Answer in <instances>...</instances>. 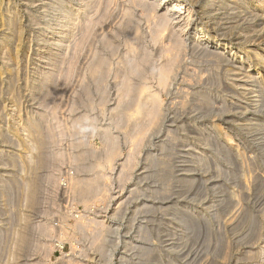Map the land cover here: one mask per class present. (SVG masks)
I'll list each match as a JSON object with an SVG mask.
<instances>
[{
	"label": "rangeland",
	"instance_id": "rangeland-1",
	"mask_svg": "<svg viewBox=\"0 0 264 264\" xmlns=\"http://www.w3.org/2000/svg\"><path fill=\"white\" fill-rule=\"evenodd\" d=\"M61 1H63V4H64V1L66 3L71 2V0H67V1L61 0ZM61 1L56 0V1H54L53 5L54 6L55 5H62ZM97 1H99V0H92V1L90 0L89 6H91V7L88 8L89 11L87 10L86 12H87V14L89 13L91 15V17H93V18H91L92 20H94L95 18L102 17L101 19H99L100 22L97 19H95L94 21L90 20L91 22L87 21L88 23L85 20H84L85 23H83L84 21L81 22V24L83 23L81 26H84V27L87 24H89V22H90V24H89L90 28H88V29L90 31L92 30L93 32L87 33V32H89V30H87V32L85 33L84 32L85 29H82V31L81 30L79 31L80 27L76 26L77 28L76 27L73 28L75 30V33H73L74 32L73 29L71 31L68 30V24L63 25V27L59 30V31H61V30L65 31L67 38L74 39V40H72V41H74L73 42L74 44L71 43L70 46L73 45V47H75V44H79L78 42L83 41L84 45L81 44L82 43L81 42L80 43L81 46L80 45L76 46V48H77L76 51H80V52H76L77 54H75L74 50L76 48L71 47V49L73 50V53H74V54H71L72 51H71L70 47H68V46L57 49L55 54H54V58L56 60L54 59L53 62L59 61L60 63H63V64L59 65L60 64L59 62H57V63L55 62V64L52 62V64L50 65V69L46 70L45 73H42V74H44V75H42L43 78L41 76L39 78L40 81L39 80L36 81L35 84L37 86L35 84L33 85V87L35 89L33 88V92H32V91H29L28 87H25V86H27L25 83L26 82V80H25L26 73L25 72L28 71L29 69H31L33 63L37 62V60L40 58V54L43 51L44 46L46 45V42H40L39 31L42 30V28L45 26L48 28H51L53 26V24H54L53 22L55 20L56 13L53 11H52L53 13L51 11H49V10H51V5H49L47 3L48 2L50 3V0H7V3H6V0L5 1L0 0V7L2 6V8H0V13L2 11H6L7 9L9 10V8H10L14 12V14L17 15L18 18H20V20L18 19L19 20L18 22H19V25L23 29V33H24L23 34V44L25 43L24 45H22V50L20 51L19 72L14 73V75H10L6 71L3 72V74H2V72H0V75H2L0 77L4 78L3 81L0 78V85H1V87H0V91H1L0 92V136H1L0 137V155H1L0 156V174H1L0 175V190L1 189L3 191H5V189L7 190L6 192H3L2 190L0 192V232H1L0 233V238H1L0 239V264H7V263L9 264L10 263L9 261L14 260V259L17 260L19 262V264H52V260H53V257L55 255V252H54L55 247H56L55 243H57V242H61V243L65 244V252H70L67 256H73L72 258L75 260V262L77 264H131L132 262H133L132 264H136V263H138V264H256V263H254V261L257 262V264H261V263L264 264V256H263L264 255V214H263L264 213V174H263L264 173V133L262 130V127H264V117H263L264 116V112H263L264 106L261 105V103L259 106L254 105V101L257 99L256 96L259 95V89H258L259 84H257L258 82H253V80L247 76L246 70L249 69V66H250L249 64H251V63H249L248 59H244V61L241 62L240 65L234 64L235 66L236 65L238 66V67L236 66V68H239L241 66V69H237L236 71L234 69L233 73L234 74L238 73V74L233 75V74H230L231 72L227 73L228 70L226 69V68H231V66L233 67L232 64H231V66L228 65L229 66L228 67V66H226L227 63H222V62L217 63L216 61H214V59L212 57H206L205 56V58H204V57H201V55H202L201 53L196 54L197 52L194 51L193 53L190 52V53H192V57H194V59L192 58L193 61H189L186 64V67L185 66H183L182 68L176 67V69L174 70L175 72L173 75L175 76V74L177 72L176 70L179 69L178 73L175 76V80H174V77L171 75L173 72L170 71L171 74H168V76L166 78L170 79L171 81H166L167 79L165 81H163V80H161L162 79L161 74L162 73L164 74V72L162 70V66L164 67V65L166 64L165 61L167 62V57H164L165 51L164 50L161 51L162 48L160 47V43L158 44V42L159 41H162V42L167 41V40H163L164 39L163 36L165 35V37H166L165 39H168L170 37V30H169V28H168V31H167V29H165V31L161 32L162 35H163V33H165V34L163 36H159L161 38H159V37L155 38L154 34L156 33V31L160 30V28L158 27L159 23H160V20H159L160 15H158L159 18L156 16L158 18L157 19L153 14H155L156 12L159 14V13H161V11H164V9L162 10V8L165 6L164 5L165 3H163L162 6H159L158 10H156L151 5H148V7H147V2L149 4H152L153 2L154 3L156 2L155 0L154 1L153 0H148V1L146 0L147 2L142 1V2H140L141 6L137 5V4H140L138 2V0H136V2H134V0H131V1L130 0H114V1L112 0L113 1L112 3H110L111 0L110 1L108 0V2H107V0H105V1L100 0L99 1L100 3H98V4H97ZM101 1H102V3H101ZM150 1H153V2L150 3ZM103 2H105V3H103ZM132 2H134V4ZM38 3H39V5H38ZM106 3H108L109 6ZM91 4H93V5H91ZM100 4H102L103 7ZM12 5H14V6H12ZM98 5L101 7H99ZM104 5H106L105 8H104ZM113 5H115V6H113ZM142 5L145 6L144 9L141 8V7H143ZM207 5H208V3H207ZM96 6H98L99 8H97ZM137 6H139L140 8ZM247 6L248 5L245 4V7L243 8L244 10H241L243 12L242 13L240 12V16L236 17V20H235V18H233V20H235L237 22L243 21V22H241L240 25L238 23L239 28H234L231 31L233 33H230L229 30H227L226 33H223L222 31H219L217 29L218 27L216 26L217 27L216 28L213 25L212 21H210V19L208 18L207 12L210 11L211 8L209 9L207 7L205 9H203V8H199V5H195L194 6L195 8L193 7V11H192L194 14L192 13V17H191L194 20H192V19L190 20L191 24L189 25V27L188 26L186 27V31H193L192 28H194V25H195L194 23L199 21L201 23L200 25L203 26L204 29L212 30V27H214L215 30H217L219 33L225 34V35H222V37L224 36V38H230L229 40H231L234 43L236 42L234 45L242 44L246 40L243 38V34H242L243 32L241 31V28H244L245 26H247V21H248L247 20V18H248L247 13L249 11V7H247ZM151 7L153 9V12L150 11ZM246 7L248 8V10ZM93 8H95V9H93ZM90 9H92V10L90 11ZM103 9L106 10V12ZM194 9L197 11H195ZM97 10H99V14H98ZM125 10L129 11L130 14L128 12H126ZM145 10L149 11V12H146ZM93 11H96L97 13H94V14L90 13ZM103 11H104V13L107 14V15L105 14L106 17L101 16ZM123 12H125V14ZM204 13H206V14H204ZM53 14H55V15H53ZM87 14H85V16H87ZM131 14L134 18H130V16H128ZM146 14L149 15L148 18L145 17V16H147ZM90 15H88V16H90ZM93 15H95V16L97 15V16L94 17ZM124 15L126 18L124 17ZM243 15H247V17L245 18V16H243ZM174 16H176V15H174ZM107 17H108V19H107ZM198 17H199V19H198ZM221 17L223 18L220 21L222 26L224 24H225V26H227L228 23H226V22H235L232 20V18H230L231 16H229V17L226 16V18H225V16L221 15ZM129 18L131 19V21L129 20L130 24H132L133 21H135L133 23L134 24L136 23V24L130 25L129 22L127 21V19H129ZM155 18L157 19V21L158 20L159 21L156 22ZM238 18H239V20H237ZM73 19L75 20L76 18L73 17ZM89 19H90V17H88L86 20H89ZM133 19H135V20H133ZM48 20H49V22H48ZM74 20H71V23H74L75 22ZM176 20L178 21L179 19L176 18L175 21ZM206 20H208L209 23L206 22ZM244 20H245V22H244ZM123 21H125V22H123ZM139 21H141V22H139ZM180 21L182 22L184 20H180ZM95 22H97L98 24H101V25H98L96 23L97 27H98L97 28L95 26L96 25ZM150 22H151V24H150ZM153 22H156L157 24L153 23ZM258 22H260V21L257 20V23ZM204 23H205V25H204ZM91 24H92V26H95V28L91 27ZM152 24H153V29H154L153 32L150 31ZM207 24L208 25L210 24L211 26L210 25L207 26ZM235 24H237V23L235 22ZM47 25H50L51 27L47 26ZM65 26L67 29L65 28ZM131 26H133V28L138 27L137 28L138 30L136 31ZM101 27H102V29H101ZM129 27H131L132 30L129 29ZM148 27L150 28V30ZM154 27H156V28H154ZM1 28H4V27L1 25V22H0V30H1ZM155 29H157V30L155 31ZM236 29H237V32H236ZM37 30H39V31H37ZM66 30L70 31V32H67ZM134 30L137 33H134L135 32ZM238 30L240 31V33ZM127 31H129L130 33H133V34H130ZM160 31H162V30H160ZM228 31H229V33H227ZM27 32H28V34H27ZM150 32L152 33L153 37H152ZM82 33L84 36L79 35ZM104 33H106V35L108 37L106 35L104 36ZM91 34H92V36L94 35L93 38H91V36H90ZM135 34L138 36H136ZM238 34H240V35H238ZM219 35H221V34H219ZM78 36L79 37L82 36V37L79 38ZM86 36H89L90 38L84 40V38ZM101 36L102 37L104 36V37L102 38ZM141 36H142V38H141ZM167 36H169V37L167 38ZM60 37L57 38L56 41H58V40L60 41L61 39H63L62 36H60ZM150 37L152 39H150ZM258 37L257 38H255V37L249 38V40L247 41L246 44L250 45L251 46L250 48H257V46H260L262 49V47H264V43L262 42L263 37H259V39H258ZM26 38H27V40H26ZM81 38H82V40H81ZM107 38H109V39L107 40ZM131 38H132V40H131ZM89 39H92V40L90 41ZM101 39H104L106 42H102ZM158 39H160V40L158 41ZM240 39H242V40H240ZM260 39H262V41ZM77 40H78V42H77ZM109 40H111V41H109ZM86 41L88 44H86ZM107 41L110 44H112V47ZM155 41H158V42H156L154 44ZM26 42L29 45H27ZM162 42H161V45H164L162 47L165 48V44ZM260 42H262V43H260ZM113 44L116 45L115 48H114ZM0 45H1V41H0ZM109 46H110V48H109ZM136 46H137V48H135ZM81 47L83 48L82 51H81ZM78 48H80V49H78ZM139 48H140V51H139ZM145 48H147V49H145ZM37 49H39V50H37ZM66 51L68 53L70 51V55L68 53H66ZM132 51H134V52L136 51L137 53L136 52L134 53ZM159 51L161 52L160 54H162L161 56L158 54ZM189 51H190V49H189ZM130 53H132V54H130ZM138 53L141 55H139ZM62 54H64L65 56H66V54H68V55H67V57L64 58V56L61 57ZM79 54H81L82 56ZM96 54H98L99 57ZM129 54L131 56H128ZM137 54L139 55V57ZM195 54L197 56H195ZM71 55H76V56L72 57ZM69 56H71L73 59L74 58H77V59L72 60V58L71 57L69 58ZM143 56H145V57H143ZM188 56H190V55H188ZM252 56H253V58L255 57L254 54ZM103 57H106V58H104L105 60H103V61H106L107 63L104 62V64H103V62L100 61V59L101 58L103 59ZM1 58H0V60H1L0 62H2L4 60V58H2V59ZM62 58H64V59L62 60ZM67 58H69V59H67ZM130 58H132V60ZM133 58H135V60H134L135 63L137 62V64H135L134 66L137 65L136 67H138V70L139 71L142 70L138 74L137 73L132 74L133 65L130 62L133 61ZM196 58L199 59V61H195ZM202 58H204V59H202ZM57 59H60V60H57ZM66 59L69 61H66ZM107 59H109V60L107 61ZM146 59H148V60H146ZM192 59L189 57V60H192ZM210 59L212 61H210ZM93 60L94 61L96 60V61L93 62ZM98 60L100 61V63H99L100 65L95 64V63L99 62ZM206 60H207V62H205ZM74 61H76V62H74ZM150 61H152V62H150ZM213 61L216 63H210ZM69 62L70 63L71 62L77 63V66L75 64H73V65L67 64ZM108 62H110V63H108ZM150 63H152V64H150ZM159 64H161V65H159ZM188 64L195 66V67L192 66L193 69H195V70L201 68L200 70H198L201 73L199 74V72H196V71H195L196 72L195 73L193 71V69H188L190 72V73H188L187 69H186V68H188V66H187ZM213 64L215 65V67L218 66V68H220V69L215 68L213 66ZM222 64L224 67L222 66ZM21 65H22V68H21ZM101 65H103V66L100 67ZM124 65H125V68L123 67ZM89 66H90V68H89ZM97 66L100 69L105 70L104 73L106 74V76H104L102 78V75H104V73H102L103 71L100 69L99 70L101 73L99 72V70L97 71ZM196 66H198V67H196ZM23 67L25 69H23ZM51 67H53V68H51ZM55 67H58V68H55ZM63 67H65V68L69 67L70 69L66 68V70H64ZM110 67H112V68L110 69ZM141 67L144 69V71ZM72 68L73 69L75 68V70H76V71L74 70L75 73H74ZM93 68H96V70ZM122 68L124 70H120ZM129 68H131V69H129ZM189 68H191V67L189 66ZM21 69H22V71L20 72ZM87 69H89L90 71ZM159 69L162 70V72H159L160 71ZM182 69H186V71L185 70L182 71ZM203 69L205 72H208V73L203 72ZM242 69H243V71H242ZM128 70H130L131 72ZM66 71L68 72V75L70 72L71 74H73V76H71V74H70L69 75L70 78H69ZM150 71H152V72H150ZM115 72H117L116 74H119V73L120 74L119 75L115 74L116 77H114ZM124 72H125V74H124ZM183 72H186V73H183ZM191 72L194 75H191ZM262 72H264V71H262ZM64 73H65V75H64ZM98 73L101 75H99ZM121 73H123L122 76H121ZM126 73L127 74L129 73V76L131 78H129V76ZM181 73H183V74H181ZM214 73H216V74H214ZM94 74L96 76H93ZM219 74H220L219 77L216 76ZM243 74H244V76H243ZM98 75L101 77H99ZM183 75H185V76H183ZM198 75H201V76H198ZM204 75H205V77H204ZM54 76H56V77H54ZM97 76L99 77V79H97L98 78ZM117 76H118V78H117ZM169 76H172L171 77L172 79ZM193 76H195L196 78ZM7 77H9V78H7ZM12 77H13V79H12ZM15 77L18 78V80L21 79L23 81H21V80L18 81L17 79H16L17 80L16 81ZM60 77L65 79V80L62 81V79ZM93 77H95V78H93ZM121 77L126 78V79L122 80ZM146 77H147V80H146ZM181 77L182 78L184 77L185 80L182 79ZM186 77L189 79H186ZM201 77H203V78H201ZM216 77H218V78L216 79ZM233 77L235 80L233 79ZM237 77L238 78L240 77L239 80L243 79V78H245V80L243 79V81L242 80L239 81ZM256 77H258V75ZM106 78H108V79H106ZM219 78H220V80H219ZM228 78H230V79H228ZM8 79L12 82H10ZM127 79L129 81V83H130L131 79L132 80L134 79V82L131 81L132 83H134V84H132L134 86H132L133 87V93L131 94L130 97L127 96V98H126V96L123 95L124 93L121 94V92H123L122 91L123 90L122 84L125 83L127 81ZM135 79L138 81H136ZM139 79H141V81ZM155 79H157V80H155ZM195 79H198V80H195ZM14 80L16 83L12 84L14 82ZM24 80H25V82H24ZM97 80H100L99 82H101V83H99ZM124 80H125V82L120 83ZM159 80L163 81L162 82L163 84ZM186 80H188V81L190 80V81L188 82ZM201 80H202V83L204 82L203 85L201 83ZM4 81H6V82H4ZM206 81H207V83H206ZM215 81H217V82H215ZM218 81H219V83H218ZM247 81L249 84H247ZM18 82H20V85ZM58 82H60V84L64 83V84H62L64 86L61 87V85ZM135 82H138V83H135ZM164 82H168V83L170 82L171 84L170 83H169V85L164 84ZM190 82L191 83L197 82L198 85H197V83L191 84ZM212 82H215V84H212ZM233 82H235V83H233ZM239 82L242 83V85L244 84V86H241V85L239 86V84H237ZM251 82H252V84H250ZM7 83L10 84V87H9V85H7ZM102 83L104 85H102ZM228 83H229V86H228ZM11 84L13 86H11ZM50 84L52 85V87ZM57 84H59V87ZM142 84L145 85V88H144V85H143V87L140 86ZM253 84H255V85H253ZM120 85H121V87H120ZM138 85L141 88L140 90H137V88L139 89ZM165 85L168 87H166ZM185 85L189 88V90ZM233 85H234V87H233ZM53 86H55V88ZM199 86H201V87L199 88ZM238 86H239V88H238ZM11 87L14 89H12ZM102 87L105 88L104 91H103ZM115 87H117V88H115ZM135 87H137V88H135ZM206 87H207V90L205 89ZM235 87H237L236 89H238V90H236ZM240 87L241 88L244 87V89H241ZM17 88H18V90H17ZM166 88H167V90H166ZM59 89L61 90V92ZM84 89L85 90L87 89V90L84 91ZM161 89H163V90H161ZM246 89H248V90L244 91ZM116 90H118V91L116 92ZM135 90H137V91H135ZM156 90H157V92H156ZM184 90H186V91H184ZM57 91L59 92V94ZM105 91H106V93H105ZM150 91L153 94L156 93L155 94L156 96L160 95L159 97L162 98V100H163L162 105H163L164 110L166 111V112H164L166 115H165V117L162 121V124L160 126L162 129L160 130V128H157L156 130H154V129L150 128L151 129L150 131L155 132V133L154 134L152 133V135H151V132H148L147 135H145L146 137H144L143 134L141 135L137 131H135L138 129H135V127L133 128L132 123H127L128 125L130 124L132 126V128H131V126L130 125L128 126L126 124V122L127 121L131 122V119L134 118V116H131V114L133 115L135 113V111L133 109L135 108V110H136V108H137V104H136L137 102L135 101L136 99L140 100L143 95H146V96L149 95L148 96L149 98L147 99L146 96H143L146 98L142 97L141 100L146 99L145 101H151L152 100L151 96H153L152 98H154L155 95H153ZM187 91H189V92L187 93ZM197 91H198V93H197ZM200 91H202L204 93V94L202 93L201 99H200V101L205 102V103L203 102V104L199 100H196V96L199 94ZM216 91H218V92H216ZM256 91H257V93H256ZM136 92L137 93L139 92V95L135 94ZM183 92H184V94H183ZM242 92H244V93H242ZM60 93H61V96H60ZM142 93H148V94H142ZM185 93H187V94H185ZM17 94H18L19 99L17 97ZM133 94H135V96H133ZM13 95H15V96H13ZM85 95L86 96L88 95V97H90V98L85 97ZM119 95L125 96V100L123 99V96L121 97L123 99L122 100ZM185 95H189V96H186L187 98H185ZM253 95H255V96H253ZM102 96L104 97L103 100H102ZM132 96H133V98H132ZM135 97H138V98H135ZM239 97H241L240 98L241 100L238 99ZM242 97H243V99H242ZM131 98L134 99L133 101H135V102H132ZM183 98L188 99V102H187V100L185 101ZM189 98H190V100H189ZM250 98H252V99H250ZM110 99H111V101H110ZM126 99H128V100H126ZM182 99L184 101H182ZM15 100H17V101H15ZM90 100L91 101L93 100V101L91 102ZM98 100L100 101V103L98 102V106H97ZM104 101H106V102H104ZM124 101H125V103H124ZM178 101H182L183 103L178 102ZM196 101H197V103H196ZM207 101H209L210 103H207ZM20 102H21V104H20ZM101 102H103L102 105H101ZM185 102H187L186 105H185ZM82 103H84V105H82ZM262 103H263V100H262ZM92 104H94V105H92ZM128 104H130V105H128ZM206 104L207 105L209 104V107H211L213 104L214 106H212V107L216 108L214 113L212 112L213 114H217L216 116L214 115L215 118L212 116V113H208V115H207V113H205L206 112L205 110H207V108H208L206 106ZM12 105H13V107H12ZM90 105L92 106V108L90 107ZM182 105L183 106L185 105V106L183 107ZM226 105H227V107H226ZM1 106H3V107H1ZM74 106H76V107H74ZM222 106H225L227 111H229V112H224V114L223 113L220 114L221 112H219V109H221ZM260 106H262V108ZM116 107L119 110L124 107L123 109H125L126 111L124 110V113H121V115H120V112L116 110ZM165 107H166V109H165ZM228 107H230L231 109H229ZM178 108H179V111H178ZM254 108L256 109V111ZM258 109L261 112H259ZM181 110H183V111H181ZM120 111H122V109ZM177 111H178V113H175ZM109 112H111L110 113L111 115L109 114ZM118 112H119V114H117ZM113 113H116L115 114L116 116L113 115ZM127 113H130V115H128ZM225 113H227V114H225ZM124 114H127V115H125V117L131 116L132 118L127 117L128 119H125V117H122ZM219 115H222V117ZM88 116H89L90 120L88 121V123H87L88 125H87L85 121H86V118L89 119ZM108 117L109 118L113 117V118L110 120V119H108ZM114 117H116L117 119H119V117H122V118H120L121 122L119 120L117 121L116 118H114ZM32 118H33L34 122L37 121V119L39 120L36 123V125H38V122H39V126H36L35 123L32 122ZM84 118H85V120H84ZM122 119L126 120V122L124 123V121ZM115 120L117 123H115ZM73 121H75V122H73ZM73 123H75V124H73ZM79 123H81V124H79ZM113 123H115V125L117 124L116 126H119V125H122V126H119L120 128L119 127L117 128V127H115V125ZM253 123H255L254 124L255 126L253 125ZM41 124H43L42 127H41ZM82 124H85L86 127H85V125H82ZM251 124H252V126H250ZM33 125L35 128L33 127ZM76 126H78V127H76ZM104 127H105V129H104ZM13 128L18 129L19 131H17L16 129H13ZM32 128L34 129L35 132L32 131L33 130ZM36 128L39 129L40 132L42 131V133H40ZM47 128H49L50 130ZM171 128H172V130H171ZM51 129L53 131H51ZM83 129H84V131H83ZM122 129L124 132L122 131ZM129 129L130 130L133 129V131L131 130L132 132L131 131L128 132ZM13 130L15 132H13ZM27 130H29V131H27ZM158 130H159V132H157ZM175 130H176V132H175ZM30 131L35 137H37V135H35V134H40V135L43 134V135H41L43 137V139H45L44 140L45 146L43 148V151L45 152L44 153L45 156L48 157V158L47 157L45 158V160L48 162L45 163V165L43 167L39 166L37 168V170H39V171L36 170V173H35L36 177H37V181H39V182H37V185L41 186V187L38 186L39 189H37V191L40 190L39 194L37 192V197H38L37 199H40V200H37L39 202H38V204L36 203L37 204V205H35L36 207H30V206H28V204L26 202H23V201H25V198H23V196L25 197V194H23V193H25V189H23V187L24 188L26 187L25 185L27 182V178L29 180V176H31L30 174H32L31 172L33 171V170L29 169L28 165L26 168L25 164L26 163L28 164V161H26V160H30L31 156L34 157V158L32 157V159H35L36 157L34 156V154L36 155L38 153L37 152L38 150L34 146L33 147L28 146V145H34L35 143L33 142V139L36 140V138L34 136H32V134L30 133ZM160 131H161V133H160ZM50 132H51V134L52 133L53 134L51 135ZM109 132H110V134H109ZM133 132H134V135H132ZM173 132H175V133H173ZM25 133H27V134H25ZM112 133L114 135H116L115 137H117V139L114 137L109 138V137H112L111 136ZM170 133H171V135H170ZM58 135H60V137ZM123 135L126 136V138ZM206 135L207 136L209 135V136L207 137ZM134 136H136V137H134ZM171 136L173 138H176V140H171V138H172ZM55 137H58L59 139L55 138ZM204 137H207V138H204ZM50 138H52V139H50ZM105 138L110 139V142H109L110 144H111L112 140H114V139H115V141L118 140L119 141L118 144L120 145V147H119V145L117 144V141H116L117 146H116L115 151L118 150L119 156L115 152L114 155L116 157L113 156L114 159H113V157L111 158L110 162L113 161L111 164H109V162H107L108 161L107 153L110 150L108 147H110V146L107 147L109 150L107 148H105L107 145H110V144L107 143L108 141L106 142L107 144L105 143V141H106ZM138 138L139 139L141 138V139L138 141L137 140ZM83 139H84V141H83ZM145 139H146V141H145ZM195 139L196 140L198 139V141H196ZM257 139H259V140H257ZM51 140H53L54 142ZM125 140H127V141L124 142ZM149 140H150V142H149ZM142 141H143V143H142ZM192 141L195 143H193ZM14 142L17 144H15ZM30 142H33L34 144H32ZM134 143H140V144L134 145ZM163 143L167 144L168 148L171 147L170 149H172V150L169 149V150H167V152L166 151L164 152L163 149H162L163 151L160 150L159 147H161L162 146L161 144H163ZM170 143H172V144H170ZM193 144L195 145V147ZM21 145H22V147H19ZM26 145H27V147H26ZM46 145H47V147H46ZM132 145H134V147H133L134 149L136 148L135 150L132 148ZM73 147H75L76 149ZM25 148H26V150H25ZM45 148H46V150H48L47 151L48 153H46ZM83 149H85V150H83ZM131 149L134 150L133 153H132L133 150L131 151ZM25 151L29 154H27ZM28 151H30V152H28ZM82 151H86V152L88 151V154L86 152H82ZM128 151H131V152L129 153ZM138 151L140 152L139 154H138ZM92 152H93V154H92ZM166 153L169 154L170 156L167 155ZM30 154H33V155H30ZM63 154H65V155H63ZM66 154H67V156H66ZM82 154L86 155L87 157L89 156V157L87 158L86 156H84V158H86L87 160L83 158L82 161H77L78 158H76V157L80 156ZM126 154H128V155H126ZM150 154H154V156H157L156 157V158H158L157 164H159V163L164 164V166L160 165V167H159L160 173L156 172V171H158V168L157 167L155 168L154 171L158 174H156V173L152 174L151 169L153 168V166H151V169L149 168V166H148V168H144V166L146 164L148 165L149 161H147V160H149L148 158H149ZM26 155H30V157L28 156V159L24 160V158L27 157ZM99 155L101 157L98 158ZM17 156H19L21 159ZM22 156H23V159H22ZM50 156L53 159L50 158ZM61 156H62V158H61ZM129 156L132 160L131 162L132 163L134 162V164H132L130 161L128 162V160H130ZM132 156L135 159H132ZM205 156L208 157V160H207V157H205ZM146 157H148V158H146ZM8 158H10L11 162ZM63 159H64V161H63ZM74 159H75V162H77V163L74 162ZM197 159L198 160L200 159L199 165L195 162ZM22 160L24 162L25 161L26 162L25 163L21 162ZM90 160H91V162H90ZM95 160H98V163L95 162ZM83 161H84V163H83ZM78 162H81L83 165L85 164V167L87 165L88 166L92 165V162L99 164V166L92 165L96 168L95 171H94V168L92 170H88V168H86L87 170L86 169L82 170L81 168H85V167H83L82 164L78 163ZM88 162H90L91 164ZM13 163H14V165H13ZM23 163H24V165H23ZM48 163H51V164H48ZM95 163H93V164H95ZM102 163H103V165H102ZM128 163H131V165ZM167 163H168L169 167H166ZM9 164H11V165H9ZM244 164H246V165H244ZM101 165H102V167H101ZM121 165L122 166L124 165V166L122 167ZM79 166H80V168H79ZM52 167H54V168H52ZM75 167H76V169H74ZM98 167H101V168H98ZM133 167H134V169H133ZM141 167L144 168L143 171L147 172V173L145 172V175H143V174L141 175L143 177H139V173L142 171ZM204 167L206 168V170ZM110 168H112L113 170ZM162 168H163V170H161ZM20 169H21V171H20ZM25 169H27L28 173L25 172ZM41 169H42V171H41ZM80 169H81V171H80ZM98 169L100 170L99 171L100 173L103 172V173H105V175L108 174L107 176L109 178L106 176L107 178L102 183V185H104V187H105V189L102 188L103 189L102 191L104 193L100 191V193H98V194L96 193L95 195H92V199L90 196L89 198L91 200H94V201L87 199L86 202H89L88 204L92 205V206H88V205H85L87 203L81 202L82 199L77 194H74V195L72 194L75 192L73 191V189L71 187L70 179L72 176H74V177L80 176L81 178H84L87 175V177H88L89 176L88 173L90 174L91 171L92 172L94 171L93 173L95 174L98 171ZM78 170L80 173L77 172ZM138 170H139V172L137 173ZM17 171H18V173H17ZM82 171H84V172H82ZM87 171H89V172H87ZM128 171H130L129 176H128ZM24 172L26 174H24ZM41 172H42V174H41ZM120 172H122V174ZM27 174H29V175H27ZM151 174H152V176H150ZM47 175L56 176V181H53V180H55V179H53V176H47ZM159 175L162 177H160ZM145 176L146 177L149 176V178L148 177L146 178ZM18 177H20V178H18ZM25 177H27V178H25ZM50 177L52 180L50 179ZM167 177H169V178H167ZM140 178H143V179H140ZM206 178H208V179H206ZM5 179H7V180H5ZM162 179L163 180L167 179V181L163 182ZM159 180H161V181H159ZM121 181H123V183ZM21 182L22 183L24 182L25 185L22 184ZM161 182L164 184H162ZM168 182H170V183H168ZM10 183H12V184H10ZM167 184H169V186ZM11 185H13V186H11ZM165 185L167 186L168 193H165V194H167L166 196L163 193V195H164L163 196V195H161V193H162V190L166 187ZM52 186H54V187H52ZM134 186H136L137 188ZM153 186H154V188H153ZM132 188L133 189L136 188V189L133 190ZM159 188H160V190H159ZM138 189L139 190L141 189V190L139 191ZM130 190H132V191H130ZM19 191L21 192V194ZM142 191H145V192L143 193ZM156 191L160 192L159 194H157L159 196L153 195V194H156ZM2 192H3V194H2ZM50 192H53V193H50ZM139 192H141V193H139ZM105 193H107L108 196H106L107 194H105ZM133 193H138V194H133ZM147 194H149L150 196ZM151 195H153L155 197L153 198V196H151ZM93 196H94V198H93ZM156 196H157V198H156ZM162 196H163V198H162ZM4 197H5V199H7V197H8L6 202H5V200L3 202V200H2ZM102 198L105 200V202ZM129 198H135V199H129ZM124 199H126V200L124 201ZM128 199H129V201H128ZM199 200H201V201H199ZM101 201H102V203H100ZM83 202H85V201H83ZM138 205L140 206V208H138L139 207ZM150 205H152L153 208L155 207L154 209L152 208V210L150 209L151 211L149 210ZM173 206L174 207L177 206V208L180 209V215H179V213H176V214H178L179 216L183 215L186 219L185 221H187V222L189 221L188 223L186 222L188 225L186 223L179 222L177 220L178 223H176L175 225L172 224L173 225L172 228H168V226L166 227V224L168 225V221H170L172 219L175 221V219L178 217V215H176V214L174 215L173 213H171L172 212L171 208ZM28 208H30V209H28ZM48 208H50V210ZM102 208H106V209H102ZM73 209H79L81 211L82 215L79 218L75 217L71 212ZM146 210H149V211H146ZM96 211H98L99 213L98 212L96 213ZM142 211H145V212H142ZM12 212H15V213H12ZM20 212L22 214L24 213L26 215L22 217V214ZM47 212H48V214H47ZM135 213H137V214H135ZM20 214H21V216H20ZM27 214H28V216H27ZM190 214H191V216H190ZM262 214H263V216H262ZM192 215L193 216L196 215V216L193 217ZM26 216L30 219H27ZM9 217L13 218V219L10 220ZM92 218L93 219L97 218V220L101 221V222L104 221L102 223H105V225L107 224V226L109 227L108 228L107 226H105L107 229L104 230L105 227H103V229L101 231V234H105V235H103L104 238H103V236L101 237L100 234L98 235V232L96 234L95 231H97V229L94 228L96 223L94 224L92 222L93 224L91 223V225L88 227L89 229L83 228L84 231L82 230V228H80V225H78V222L79 223H81V222H84V223L88 222L89 223V220H92ZM26 219H27V221H25ZM43 221H45V222H43ZM27 223H28V226H27ZM24 224H25V226H24ZM16 225H17V227H16ZM42 226H46L52 232L49 231L47 234L45 233L46 234L45 235L43 233V230H42L43 227ZM76 226H79V227H76ZM139 226L143 227V228H140ZM185 226L187 228H185V230H184ZM21 227H22V229H21ZM23 227L25 229H23ZM26 227H28L27 229L30 231H28L26 229ZM34 227L37 229H34ZM51 227H53V230ZM30 228H32V229H30ZM75 228L76 229L80 228V230L79 229L76 230ZM147 228H148V230H147ZM18 229L19 230L21 229V230L18 231ZM39 229H41V230H39ZM2 230H4V231H2ZM16 230H17V234L14 235L13 233H16ZM90 230H91V232H90ZM19 232H23L27 236L26 242L24 244L25 246H21V247L18 246V245H20V243L18 242ZM138 232H139V234H138ZM148 232H149V234H148ZM26 233H28L29 235ZM83 234H85V235H83ZM86 234H87V236H86ZM147 234H148V236H145ZM168 234H170V235H168ZM96 235L98 237L100 236L99 237L100 239ZM45 236H47V237H45ZM94 237H96V238H94ZM255 238H257V239H255ZM98 239L101 240V242L100 241L96 242ZM9 240H11V242ZM95 243H97L98 246ZM15 244L16 245L18 244L17 245L18 247H16ZM100 244H102L103 249H105V248L106 249L103 250L101 248ZM9 245H11L10 246L11 248H9ZM12 245H13V247H12ZM26 246H28V247H26ZM96 246H97V248H96ZM20 248H22V249L20 250ZM135 248H137V249H135ZM258 248H260V249H258ZM13 249H16V254L18 253L17 255H15L16 257L14 256L15 253L13 254ZM256 250H258V251H256ZM106 251H108V252H106ZM14 252H15V250H14ZM136 252H137V254H136ZM145 252H149L148 254L152 255L153 257L150 256L151 258H149V255L147 253L145 254ZM247 252H249L248 253L249 255H247ZM21 254H22V256H21ZM142 254H143V256H142ZM257 254H259V255H257ZM12 255L14 256V258ZM18 255H19V259H18ZM252 255H253V257H252ZM255 255L258 257H256ZM144 256H146V257H144ZM248 256H249V258H248ZM107 257H109V258H107ZM124 258H125V260H124ZM138 260H140V261H138Z\"/></svg>",
	"mask_w": 264,
	"mask_h": 264
},
{
	"label": "bare ground",
	"instance_id": "bare-ground-1",
	"mask_svg": "<svg viewBox=\"0 0 264 264\" xmlns=\"http://www.w3.org/2000/svg\"><path fill=\"white\" fill-rule=\"evenodd\" d=\"M5 1V0H4ZM54 1H56V0H50V3L48 2L47 4H49V5H51V10H49V11H53V12H55L56 13V15L55 14H53V15H55V20H54V24H53V26L51 27L50 25H47V26H50L51 28H48V27H43L42 28V30H37V31H39V39H40V42H46V45L44 46V49H43V51L41 52V54H40V58L37 60V62H34L33 63V65H32V67H31V69H29L28 71H26L25 73H26V75H25V80H26V82H25V80H24V82L26 83V85L27 86H25V87H28L29 88V91H32L33 92V85L36 83V81L37 80H39V78L42 76V75H44V74H42V73H45V71L46 70H48V69H50V65L52 64V62H53V60L55 59L54 58V54H55V52H56V50L57 49H59V48H63V47H66V46H68V47H70V49H71V47L72 48H76V46H78V45H80V43L81 44H83V41H80V42H78V40H77V42L79 43V44H75V47H73V45L72 46H70L71 45V43H73L74 41H72V40H74V39H71V38H67V36H66V34H65V31H63V30H61V31H59L62 27H63V25H66V24H68V30H72L73 28H75L76 26H78V27H80L79 28V31L81 30L82 31V29H85L84 30V32L86 33L87 32V30H89L88 28H90V20H92L91 18H93V17H91V15L88 13L87 14V10H88V8H90L91 6H89L90 5V0H71V2H68V3H66L65 1H64V4H63V1H61V3H62V5H53V3H54ZM67 1V0H66ZM92 1V0H91ZM100 1V0H99ZM99 1H97V4L98 3H100ZM102 1H105V0H102ZM102 1H101V3H102ZM110 1V0H109ZM114 1V0H113ZM112 0L110 1V3H112L113 2ZM131 1V0H130ZM142 1H146V0H138V2L140 3V2H142ZM148 1V0H147ZM146 1V2H147ZM154 1V0H153ZM153 1H150V3L151 2H153ZM156 2L154 3H152V4H149L148 2H147V7H148V5H151V6H153L156 10H158V7L159 6H162V4L163 3H165L164 5V7L162 8V10L164 9V11H161V13H155V14H153L155 17L157 16L158 17V15H160V23H159V28H160V30H162V31H156L157 29H155V31H156V33L154 34L155 35V38H157V37H159V36H163L165 33H163V35L161 34V32H163V31H165V29H167V31H168V28H169V30H170V37L169 36H167V38L168 39H165L166 37H165V35L163 36V40H167V41H159L160 39H158V41H155L154 42V44L156 43V42H158V44L160 43V47L162 48L161 49V51H165V56L164 57H167V62L165 61V65H164V67L162 66V70H163V72H164V74L162 73H160L161 75V77H162V79L161 80H163V81H165L167 78V76H168V74H171L170 73V71L171 72H173L171 75L174 77V80H175V76H176V74L178 73V71H179V69H177L176 71V74H175V76L173 75L174 74V70L176 69V67L177 68H182L183 66H185L186 67V64L189 62V61H193V59H194V57H192V53L195 51V52H197L196 54H202L201 55V57H204L205 58V56L206 57H212L213 59H214V61H216L217 63H220V62H222V63H227L226 64V66H231V64L233 65V67L231 66V68H226L227 70H228V72L227 73H230V74H233V75H235V74H238V73H233V71H234V69H235V71L237 70V69H241V66L239 67V68H236V66L234 65V64H238V65H240L241 64V62H243L244 61V59H248V61H249V63H251V64H249L250 66H249V69L248 70H246L245 68V70H246V72H247V76L249 77V78H251L252 80H253V82H258L257 84H259L258 85V89H259V95L258 96H256V100L254 101V105L255 106H259L260 105V103H261V105H263L264 106V72H262V71H264V47H262V49H261V47L260 46H257V48H250L251 46L250 45H248V44H246L247 43V41L249 40V38H252V37H255V38H257L259 35V37H263V41H262V39H260L263 43H264V0H155ZM3 2V1H2ZM1 2V3H2ZM11 2V1H10ZM59 2V1H58ZM107 2H108V0H107ZM134 2H136V0H134ZM134 2H132L133 4H134ZM6 3H7V0H6ZM57 3V2H56ZM103 3H105V2H103ZM129 3V2H128ZM144 3V2H143ZM207 3H208V5H207ZM12 4V3H11ZM107 5H108V3H106ZM245 4H247L248 6L247 7H249V11H248V18H247V26H245L244 28H241V31L243 32L242 34H243V38L244 39H246L242 44H239V45H234L235 43L234 42H232L231 40H229L230 38H224V36L222 37V35H225V34H222V33H219L217 30H215V28L214 27H212V30H207V29H204V27L203 26H201L200 24V22L198 23V22H196V23H194L195 25H194V28H192L193 29V31H186V27L188 26L189 27V25L191 24L190 23V20L192 19L191 17H192V11H193V7L195 6V5H199V8H203V9H205V8H211L210 9V11H208L207 12V14H208V18L210 19V21H212V23H213V25L219 30V31H222L223 33H226V31L227 30H229L230 31V33H233V32H231L234 28H239L238 27V23H239V25L241 24V22H243V21H241V22H237V21H235L236 20V17H239L240 16V12L242 13L243 11H241V10H244L243 8L245 7ZM38 5H39V3H38ZM48 5V6H49ZM91 5H93V4H91ZM95 5V4H94ZM101 6H102V4H100ZM119 5V4H118ZM136 5V4H135ZM137 5H140L141 6V3L140 4H137ZM11 6V5H10ZM12 6H14V5H12ZM99 6V5H98ZM96 6L97 8H99V7H101V6ZM105 6L106 5H104V8H105ZM109 6V5H108ZM113 6H115V5H113ZM143 6V5H142ZM5 7V6H4ZM9 7V6H8ZM46 7V6H45ZM44 7V8H45ZM103 7V6H102ZM137 7H139V6H137ZM144 7L145 6H143V7H141L142 9H144ZM146 7V8H147ZM246 7V8H247ZM0 8H2V6L0 7ZM96 8V9H97ZM136 8V7H135ZM140 8V7H139ZM145 8V9H146ZM150 8V7H149ZM195 8V7H194ZM245 8V9H246ZM16 9V8H15ZM93 9H95V8H93ZM127 9V8H126ZM141 9V10H142ZM154 9V10H155ZM14 10V9H13ZM17 10V9H16ZM92 9H90V11H91ZM104 10V9H103ZM148 10V9H147ZM155 10V11H156ZM195 10V9H194ZM202 10V9H201ZM247 10H248V8H247ZM89 11V10H88ZM98 11V14H99V10H97ZM105 12H106V10H104ZM104 11L102 12V14H101V16H105L106 17V13H104ZM126 11V10H125ZM135 11V10H134ZM144 11V10H143ZM146 11V10H145ZM150 11L151 12H153V9H152V7H151V9H150ZM195 11H197V10H195ZM52 12V13H53ZM126 12H128L129 14H130V12L129 11H126ZM146 12H149V11H146ZM159 12V11H158ZM90 13H97L96 11H93V12H90ZM124 14H125V12H123ZM127 13V14H128ZM143 13V12H142ZM199 13V12H198ZM51 14V13H50ZM85 14H87V16L88 15H90V16H88V17H90V19L89 20H86L88 17L87 16H85ZM106 14V15H105ZM140 14V13H139ZM194 14V13H193ZM200 14V13H199ZM198 14V15H199ZM204 14H206V13H204ZM244 14V13H243ZM52 15V16H53ZM142 15V14H141ZM145 15V14H144ZM147 16H145L146 18H148V14H146ZM174 15H176V16H174ZM202 15V14H201ZM221 15L222 16H225V18H226V16H231L230 18H232V20H233V18H235V20H233V21H235L237 24H235V22H226V23H228V25L227 26H225V24L222 26L221 25V19H223L222 17H221ZM242 15V14H241ZM48 16V15H47ZM50 16V15H49ZM94 17H96L95 15H93ZM128 16H130V18H134L133 16H132V14L131 15H128ZM132 16V17H131ZM151 16V15H150ZM200 16V15H199ZM243 16H245V18L247 17V15H243ZM73 17H75L76 19L74 20L73 19ZM112 17V16H111ZM124 17H125V15H124ZM152 17V16H151ZM156 17V18H157ZM182 17V18H181ZM195 17V16H194ZM205 17V16H204ZM49 18V17H48ZM102 17H100V18H95V19H97L99 22H100V20L99 19H101ZM126 18V17H125ZM127 19V21L129 22V20L131 21V19ZM150 18V17H149ZM155 18V19H156ZM159 18V17H158ZM157 18V19H158ZM179 19L178 21L176 20L175 21V19ZM262 18V19H261ZM20 20V18H18V16L17 15H15L14 14V12L9 8V10L7 9L6 11H2L1 13H0V22H1V25L4 27V28H1V30H0V41H1V45H0V58L2 57V58H4V60L2 61V62H0V72H2V74H3V72H7L8 74H10V75H14V73H17V72H19V60H20V51L22 50V45H24L23 44V29H22V27L19 25V20ZM94 19V20H95ZM107 19H108V17H107ZM157 19H156V22H158L157 21ZM198 19H199V17H198ZM207 19V18H206ZM229 19V18H228ZM244 19V18H243ZM50 20V19H49ZM49 20H48V22H49ZM71 20H74L75 22L74 23H71ZM87 22V21H90L89 22V24H85L86 26L84 27V26H81L83 23H85V21ZM94 20H92V21H94ZM96 20V21H97ZM125 20V19H124ZM133 20H135V19H133ZM132 20V21H133ZM149 20V19H148ZM147 20V21H148ZM180 20H184V21H180ZM192 20H194V19H192ZM237 20H239V18L237 19ZM257 20H259L260 22H258L257 23ZM23 21V20H22ZM82 21H84L82 24H81V22ZM97 21V22H98ZM108 21V20H107ZM142 21V20H141ZM141 21H139V22H141ZM203 21V20H202ZM201 21V22H202ZM51 22V21H50ZM97 22H95V24L97 23ZM103 22V21H102ZM123 22H125V21H123ZM122 22V23H123ZM133 22H135V21H133ZM132 22V24L133 25H135L134 23ZM156 22H153V23H156ZM192 22V21H191ZM206 22H208V20H206ZM244 22H245V20H244ZM46 23V22H45ZM88 23V22H87ZM104 23V22H103ZM149 23V22H148ZM203 23V22H202ZM209 23V22H208ZM94 24V23H93ZM98 24V23H97ZM97 24L95 25L96 27H97ZM126 24V23H125ZM129 24H130V22H129ZM132 24H130V25H132ZM147 24V23H146ZM150 24H151V22H150ZM157 24V23H156ZM22 25V24H21ZM80 25V26H79ZM98 25H101V24H98ZM155 25V24H154ZM203 25V24H202ZM204 25H205V23H204ZM210 25V24H209ZM208 24H207V26H209ZM212 25V26H213ZM24 26V25H23ZM95 26H92V24H91V27H93V28H95ZM138 26V25H137ZM152 27H151V30H150V26L148 27L149 28V30L150 31H154V29H153V24L151 25ZM211 26V25H210ZM84 27V28H83ZM125 27V26H124ZM128 27V26H127ZM132 28H133V26H131ZM131 27H129V29H131ZM136 27V26H135ZM139 27V26H138ZM137 27V28H138ZM243 27V26H242ZM24 28V27H23ZM65 28H66V26H65ZM77 28V27H76ZM98 28V27H97ZM126 28V27H125ZM137 28H133V29H135L136 31L138 30ZM143 28V27H142ZM154 28H156V27H154ZM158 28V29H159ZM214 28V29H213ZM26 29V28H25ZM24 29V30H25ZM64 29V28H63ZM67 29V28H66ZM101 29H102V27H101ZM188 29V28H187ZM191 29V30H192ZM74 30V29H73ZM96 30V29H95ZM98 30V29H97ZM128 30V29H127ZM132 30V29H131ZM134 30V31H135ZM67 31V30H66ZM70 31H67V32H70ZM78 31V32H79ZM134 32V33H137V32ZM229 31L227 32V33H229ZM239 31V30H238ZM73 32V31H72ZM91 32H93L92 30L90 31L89 30V32H87V33H91ZM127 32H129V31H127ZM149 32V31H148ZM236 32H237V29H236ZM73 33H75V30H74V32ZM130 33V32H129ZM147 33V32H146ZM151 33V32H150ZM167 33V32H166ZM239 33H240V31H239ZM27 34H28V32H27ZM78 34V33H77ZM93 34V33H92ZM92 34L90 35L91 36V38H93V36H92ZM95 34V33H94ZM130 34H133V33H130ZM219 34H221V35H219ZM237 34V33H236ZM73 35V34H72ZM71 35V36H72ZM79 35H83V33L82 34H79ZM106 35V33H104V36ZM136 35V34H135ZM150 35V34H149ZM151 35H152V33H151ZM169 35V34H168ZM228 35V34H227ZM226 35V36H227ZM235 35V34H234ZM238 35H240V34H238ZM262 35V36H261ZM60 36H62L63 37V39H61L60 41L58 40V41H56L57 40V38H59ZM84 36V35H83ZM103 36V37H104ZM107 36V35H106ZM136 36H138V35H136ZM135 36V37H136ZM237 36V35H236ZM77 37V36H76ZM79 37V36H78ZM80 37H82V36H80ZM79 37V38H80ZM87 37V38H86ZM85 38H84V40H86V39H88V38H90L89 36H86ZM102 37V36H101ZM102 37V38H103ZM108 37V36H107ZM131 37V36H130ZM129 37V38H130ZM152 37H153V35H152ZM228 37V36H227ZM259 37H258V39H259ZM61 38V37H60ZM100 38V37H99ZM133 38V37H132ZM132 38H131V40H132ZM141 38H142V36H141ZM154 38V39H155ZM159 38H161V37H159ZM95 39V38H94ZM109 38H107V40H108ZM150 39H152L151 37H150ZM238 39V38H237ZM26 40H27V38H26ZM76 40V39H75ZM81 40H82V38H81ZM90 41L92 40V39H89ZM102 40V42H106L104 39H101ZM104 40V41H103ZM156 40V39H155ZM162 40V39H161ZM240 40H242V39H240ZM253 40V39H252ZM31 41V40H30ZM88 41V40H87ZM87 41H86V44H88L87 43ZM109 41H111V40H109ZM141 41V40H140ZM76 42V41H75ZM76 42V43H77ZM108 42V41H107ZM131 42V41H130ZM153 42V41H152ZM161 42L162 43H164L165 44V48H163L162 46H164V45H161ZM241 42V41H240ZM250 42V41H249ZM262 42H260V43H262ZM27 43V42H26ZM30 43V42H29ZM109 43V42H108ZM137 43V42H136ZM141 43V42H140ZM239 43V42H238ZM257 43V42H256ZM74 44V43H73ZM110 44V43H109ZM116 44V43H115ZM27 45H29L28 43H27ZM26 45V46H27ZM84 45V44H83ZM111 45V47H112V44H110ZM114 45V44H113ZM133 45V44H132ZM259 45V44H258ZM31 46V45H30ZM81 46V45H80ZM115 46L116 45H114V48H115ZM135 46V45H134ZM141 46V45H140ZM143 46V45H142ZM154 46V45H153ZM159 46V45H158ZM67 47V48H68ZM109 48H110V46H109ZM117 48V47H116ZM135 48H137V46L135 47ZM150 48V47H149ZM27 49V48H26ZM29 49V48H28ZM66 49V48H65ZM69 49V48H68ZM78 49H80V48H78ZM82 47H81V51H82ZM85 49V48H84ZM145 49H147V48H145ZM189 49H190V51H189ZM37 50H39V49H37ZM42 50V49H41ZM77 50V48L74 50V52H75V54H77L76 52H80V51H76ZM135 50V49H134ZM138 50V49H137ZM159 50V49H158ZM28 51V50H27ZM61 51V50H60ZM71 54H74L73 53V50L71 49ZM139 51H140V48H139ZM58 52V51H57ZM132 52H134V51H132ZM136 52V51H135ZM134 52V53H135ZM190 52H192V53H190ZM40 53V52H39ZM65 53V52H64ZM66 53H68L67 51H66ZM137 53V52H136ZM142 53V52H141ZM148 53V52H147ZM161 52L159 51V55L161 56L162 54H160ZM35 54V53H34ZM69 55H70V51H69V53H68ZM68 54H66V56L64 55V54H62L61 55V57H63L64 56V58L65 57H67V55ZM130 54H132V53H130ZM128 55V56H131V55ZM139 54V53H138ZM137 54V55H138ZM195 54V56H197ZM254 54V58H253V55ZM79 55H81V54H79ZM78 55V56H79ZM97 56H98V54H96ZM139 55H141V54H139ZM139 55H138V57H139ZM148 55V54H147ZM188 55H190V56H188ZM24 56V55H23ZM39 56V55H38ZM72 57H75L76 55H71ZM71 56H69V58L71 57ZM82 56V55H81ZM34 57V56H33ZM71 57V58H72ZM99 57V56H98ZM101 57V56H100ZM133 57V56H132ZM143 57H145V56H143ZM142 57V58H143ZM189 57L192 59V60H189ZM1 58V59H2ZM64 58H62V60L64 59ZM69 58H67V59H69ZM104 58H106V57H103V59L101 60L100 58V61L101 62H103V64H104V62H106V61H103V60H105ZM108 58V57H107ZM126 58V57H125ZM128 58V57H127ZM141 58V57H140ZM162 58V57H161ZM204 58H202V59H204ZM22 59V58H21ZM61 59V58H60ZM60 59H57V60H60ZM66 59V61H69V60H67ZM77 58H72V60H76ZM95 59V58H94ZM131 60H132V58H130ZM151 59V58H150ZM158 59V58H157ZM165 59V58H164ZM33 60V59H32ZM56 60V59H55ZM61 60V61H62ZM109 59H107V61H108ZM135 60V58H133V61ZM141 60V59H140ZM146 60H148V59H146ZM1 61V60H0ZM96 61V60H95ZM94 60H93V62H95ZM99 61V60H98ZM100 61L98 62V63H95V64H97V65H100L99 63H100ZM122 61V60H121ZM126 61V60H125ZM130 62V63H132V65H133V68H132V74L133 73H139V72H141V71H139L138 70V67H136V66H134L135 64H137V62L135 63V61L134 62ZM195 61H199V59H195ZM210 61H212L211 59H210ZM210 62V63H216V62ZM28 62V61H27ZM56 62V61H55ZM55 62H53L54 64H55ZM57 62H59V61H57ZM56 62V63H57ZM74 62H76V61H74ZM150 62H152V61H150ZM159 62V61H158ZM202 62V61H201ZM205 62H207V60L205 61ZM60 63V62H59ZM58 63V64H59ZM107 63V62H106ZM108 63H110V62H108ZM124 63V62H123ZM134 63V64H133ZM147 63V62H146ZM149 63V62H148ZM53 64V65H54ZM57 64V65H58ZM63 63H60L59 65H62ZM67 64H75L76 66H77V63H73V62H69V63H67ZM94 64V63H93ZM139 64V63H138ZM150 64H152V63H150ZM149 64V65H150ZM162 64V63H161ZM161 64H159V65H161ZM193 64V63H192ZM203 64V63H202ZM91 65V64H90ZM123 65V64H122ZM141 65V64H140ZM146 65V64H145ZM196 65V64H195ZM218 65V64H217ZM25 66V65H24ZM55 66V65H54ZM65 66V65H64ZM67 66V65H66ZM93 66V65H92ZM103 65H101L100 67H102ZM153 66V65H152ZM188 66V68H186L187 69V72L188 73H190L189 72V70L188 69H193V67H195V66H193V65H187ZM189 66L191 67V68H189ZM193 66V67H192ZM213 66L215 67V65L213 64ZM222 66H223V64H222ZM228 66V67H229ZM62 67V66H61ZM96 67V66H95ZM115 67V66H114ZM124 68H125V65L123 66ZM129 67V66H128ZM160 67V66H159ZM196 67H198V66H196ZM220 67V66H219ZM224 67V66H223ZM222 67V68H223ZM238 67V66H237ZM245 67V66H244ZM21 68H22V65H21ZM51 68H53V67H51ZM55 68H58V67H55ZM64 68V70H66V68H68V69H70L69 67H63ZM89 68H90V66H89ZM112 67H110V69H111ZM116 68V67H115ZM114 68V69H115ZM142 68V67H141ZM149 68V67H148ZM206 68V67H205ZM215 68H218V66H216ZM23 69H25L24 67H23ZM27 69V68H26ZM73 69V68H72ZM92 69V68H91ZM93 69H95L96 70V68H93ZM100 68L97 66V71L99 70ZM107 69V68H106ZM118 69V68H117ZM129 69H131V68H129ZM143 69V68H142ZM186 69H182V71L183 70H185L186 71ZM201 69V68H200ZM200 69H197V70H195V69H193V71L195 72H199V74L201 73L200 71H198V70H200ZM207 69V68H206ZM205 69V70H206ZM218 69H220V68H218ZM225 69V70H226ZM75 70V68L73 69V71ZM87 70H89V69H87ZM86 70V71H87ZM100 70H102L103 72L102 73H104L105 72V70L104 69H100ZM100 70H99V72H100ZM120 70H124L123 68L122 69H120ZM160 70V69H159ZM162 70H160L159 72H162ZM173 70V71H172ZM217 70V69H216ZM22 71V69L20 70V72ZM24 71V70H23ZM71 71V70H70ZM76 71V70H75ZM75 71H74V73H75ZM90 71V70H89ZM92 71V70H91ZM107 71V70H106ZM128 71H130V70H128ZM143 71H144V69H143ZM154 71V70H153ZM242 71H243V69H242ZM60 72V71H59ZM113 72V71H112ZM131 72V71H130ZM129 72V73H130ZM146 72V71H145ZM150 72H152V71H150ZM195 72V73H196ZM203 72H205L204 71V69H203ZM215 72V71H214ZM23 73V72H22ZM66 73H67V75H68V72L66 71ZM73 73V72H72ZM101 73V72H100ZM107 73V72H106ZM111 73V72H110ZM117 72H115L114 73V75L116 74ZM129 73L127 74L128 76H129ZM155 73V72H154ZM158 73V72H157ZM183 73H186V72H183ZM183 73H181V74H183ZM205 73H208V72H205ZM226 73V72H225ZM63 74V73H62ZM71 73L69 72V75H70ZM99 74V73H98ZM120 74V73H119ZM119 74H116V75H119ZM122 74L123 73H121V76H122ZM124 74H125V72H124ZM136 74V75H137ZM151 74V73H150ZM153 74V73H152ZM180 74V73H179ZM214 74H216V73H214ZM242 74V73H241ZM64 75H65V73H64ZM66 75V76H67ZM68 75V76H69ZM99 75H101V74H99ZM98 75V76H99ZM116 75L114 76V77H116ZM142 75V74H141ZM145 75V74H144ZM143 75V76H144ZM186 75V74H185ZM185 75H183V76H185ZM191 75H194V74H192V72H191ZM229 75V74H228ZM258 75V77H256ZM0 76H2V75H0ZM62 76V75H61ZM65 76V77H66ZM71 76H73V74H71ZM93 76H96L95 74L93 75ZM97 76V77H98ZM104 76H106V74L104 73V75H102V78L104 77ZM132 76V75H131ZM158 76V75H157ZM159 76V77H160ZM172 76H169L170 78L172 77ZM196 76V75H195ZM195 76H193V77H195ZM198 76H201V75H198ZM197 76V77H198ZM203 76V75H202ZM216 76H220V74L219 75H216ZM225 76V75H224ZM230 76V75H229ZM237 76V75H236ZM243 76H244V74H243ZM49 77V76H48ZM47 77V78H48ZM54 77H56V76H54ZM64 77V78H65ZM96 77V78H97ZM99 77H101V76H99ZM99 77L97 78V79H99ZM108 77V76H107ZM124 77V76H123ZM126 77V76H125ZM153 77V76H152ZM204 77H205V75H204ZM212 77V76H211ZM218 77H216V79L218 78ZM231 77V76H230ZM241 77V76H240ZM239 77V78H240ZM1 78V77H0ZM7 78H9V77H7ZM24 78V77H23ZM22 78V79H23ZM42 78H43V76H42ZM61 78V77H60ZM69 78H70V76H69ZM84 78V77H83ZM91 78V77H90ZM93 78H95V77H93ZM117 78H118V76H117ZM122 78V77H121ZM128 78V77H127ZM129 78H131L130 76H129ZM128 78V79H129ZM143 78V77H142ZM145 78V77H144ZM182 78V77H181ZM196 78V77H195ZM201 78H203V77H201ZM226 78V77H225ZM236 78V77H235ZM238 78V77H237ZM239 78H238V80H239ZM2 79V81L4 80V78L2 77L1 78ZM12 79H13V77H12ZM18 80V78H16L15 77V80ZM57 79V78H56ZM62 79V81L63 80H65V79H63V78H61ZM106 79H108V78H106ZM123 79H126V78H122V80ZM128 79H127V81L125 82V80L124 81H122V82H120V83H123V82H125V83H123L122 85H123V92H121V94L122 93H124L123 95H125L126 96V98H127V96H131V94L133 93V87L132 86H134V85H132V84H134V83H132L131 81H133L134 82V79L132 80L131 79V81H130V83H129V81H128ZM160 79V78H159ZM172 79V78H171ZM182 79H184V77L182 78ZM186 79H189V78H187L186 77ZM215 79V78H214ZM228 79H230V78H228ZM233 79H234V77H233ZM244 80H245V78H243ZM243 79H240V80H242L243 81ZM7 80V79H6ZM9 80V79H8ZM15 80H14V82L12 83V84H15L16 82H15ZM16 80V81H17ZM21 80V79H20ZM20 80H18V81H20ZM86 80V79H85ZM84 80V81H85ZM119 80V79H118ZM136 80V79H135ZM140 81H141V79H139ZM146 80H147V77H146ZM154 80V79H153ZM155 80H157V79H155ZM161 80H159V81H161ZM185 80V79H184ZM183 80V81H184ZM191 80V79H190ZM189 80V81H190ZM195 80H198V79H195ZM208 80V79H207ZM219 80H220V78H219ZM222 80V79H221ZM232 80V79H231ZM235 80V79H234ZM239 80V81H240ZM10 81V80H9ZM8 81V82H9ZM21 81H23V80H21ZM40 81V80H39ZM46 81V80H45ZM51 81V80H50ZM83 81V82H84ZM98 82L100 81V80H97ZM102 81V80H101ZM136 81H138V80H136ZM163 81H161V83L163 82ZM166 81H171L170 79H167ZM186 81H188V80H186ZM185 81V82H186ZM188 81V82H189ZM213 81V80H212ZM223 81V80H222ZM228 81V80H227ZM251 81V80H250ZM4 82H6V81H4ZM10 82H12V81H10ZM70 82V81H69ZM95 82V81H94ZM104 82V81H103ZM106 82V81H105ZM199 82V81H198ZM210 82V81H209ZM215 82H217V81H215ZM215 82H212V84H215ZM2 83V82H1ZM19 83V85H20V82H18ZM59 84H60V82H58ZM99 83H101V82H99ZM135 83H138V82H135ZM170 83V82H169ZM169 83L168 82H164V84H168L169 85ZM176 83V82H175ZM191 83V82H190ZM197 83V82H196ZM196 83H191V84H196ZM200 83V82H199ZM201 83H202V80H201ZM204 83V82H203ZM203 83H202V85H203ZM206 83H207V81H206ZM211 83V82H210ZM218 83H219V81H218ZM230 83V82H229ZM229 83H228V86H229ZM233 83H235V82H233ZM11 84V86H13ZM22 84V83H21ZM42 84V83H41ZM48 84V83H47ZM59 84H57L58 85V87H59ZM62 84H64V83H62ZM62 84H60L61 85V87H63L64 85H62ZM98 84V83H97ZM147 84V83H146ZM163 84V83H162ZM171 84V83H170ZM178 84V83H177ZM237 84H239V86L241 85V86H244V84L242 85V83H237ZM247 84H249L248 83V81H247ZM250 84H252V82L250 83ZM256 84V85H257ZM7 85H9V87H10V84H8L7 83ZM36 85V84H35ZM51 85V84H50ZM102 85H104L103 83H102ZM101 85V86H102ZM118 85V84H117ZM143 85L144 84H142V85H140L141 87H143ZM160 85V84H159ZM158 85V86H159ZM189 85V84H188ZM197 85H198V83H197ZM207 85V84H206ZM231 85V84H230ZM253 85H255V84H253ZM252 85V86H253ZM37 86V85H36ZM116 86V85H115ZM119 86V85H118ZM161 86V85H160ZM164 86V85H163ZM166 86V85H165ZM186 86V85H185ZM209 86V85H208ZM239 86H238V88H239ZM250 86V85H249ZM0 87H1V85H0ZM15 87V86H14ZM51 87H52V85H51ZM50 87V88H51ZM54 88H55V86H53ZM60 87V88H61ZM87 87V86H86ZM100 87V86H99ZM109 87V86H108ZM120 87H121V85H120ZM138 87H139V85H138ZM150 87V86H149ZM166 87H168V86H166ZM187 87V86H186ZM201 86H199V88H200ZM203 87V86H202ZM233 87H234V85H233ZM260 87V88H259ZM12 88V87H11ZM10 88V89H11ZM27 88V89H28ZM115 88H117V87H115ZM135 88H137V87H135ZM144 88H145V85H144ZM184 88V87H183ZM188 88V87H187ZM237 87H235V89H236ZM241 88V87H240ZM248 88V87H247ZM253 88V87H252ZM12 89H14V88H12ZM26 89V90H27ZM35 89V88H34ZM48 89V88H47ZM52 89V88H51ZM102 89H103V91L105 90V88H103L102 87ZM141 88L139 87V89L137 88V90H140ZM202 89V88H201ZM206 90H207V87L205 88ZM241 89H244V87H242ZM257 89V90H258ZM7 90V89H6ZM16 90V89H15ZM17 90H18V88H17ZM25 90V91H26ZM49 90V89H48ZM58 90V89H57ZM60 90V89H59ZM87 90V89H86ZM85 89H84V91H86ZM137 90H135V91H137ZM161 90H163V89H161ZM166 90H167V88H166ZM181 90V89H180ZM179 90V91H180ZM188 90H189V88H188ZM193 90V89H192ZM199 90V89H198ZM236 90H238V89H236ZM248 89H246V90H244V91H247ZM24 91V90H23ZM28 91V90H27ZM38 91V90H37ZM98 91V90H97ZM101 91V90H100ZM118 90H116V92H117ZM142 91V90H141ZM146 91V90H145ZM184 91H186V90H184ZM196 91V90H195ZM255 91V90H254ZM1 92V91H0ZM58 92V91H57ZM60 92H61V90H60ZM102 92V91H101ZM140 92V91H139ZM139 92L137 93H135V94H138L139 95ZM149 92V91H148ZM151 92V91H150ZM156 92H157V90H156ZM168 92V91H167ZM178 92V91H177ZM189 91H187V93H188ZM210 92V91H209ZM216 92H218V91H216ZM225 92V91H224ZM105 93H106V91H105ZM152 93V92H151ZM187 93H185V94H187ZM197 93H198V91H197ZM202 91H200L199 92V94L196 96V100H199L200 101V99H201V95H202ZM228 93V92H227ZM238 93V92H237ZM241 93V92H240ZM242 93H244V92H242ZM256 93H257V91H256ZM58 94H59V92H58ZM88 94V93H87ZM135 94H133V96H135ZM142 94H148V93H142ZM153 94V93H152ZM156 93H154L153 95H155ZM158 94V93H157ZM183 94H184V92H183ZM204 94V93H203ZM207 94V93H206ZM106 95V94H105ZM122 95V96H123ZM141 95V94H140ZM195 95V94H194ZM247 95V94H246ZM256 95V94H255ZM255 95H253V96H255ZM11 96V95H10ZM13 96H15V95H13ZM60 96H61V93H60ZM120 96V95H119ZM122 96H120V98L122 97ZM125 96H123V99L125 100ZM133 96H132V98H133ZM137 96V95H136ZM143 96H146V95H143ZM142 96V97H143ZM149 95H147L146 97H147V99L149 98L148 97ZM160 95H155L154 96V98H152L153 96H151V101H145L144 99V101L143 100H141L142 99V97H141V99L139 100V99H136L135 101L137 102L136 104H137V108H136V110H135V108L133 109L134 111H135V113L132 115L131 114V116H134V118H132L131 116H127V117H131L132 119H131V122H126V120H124V119H122L123 121H124V123L126 122V124L127 123H132L133 124V128L135 127V129H138V130H135V131H137L139 134H143V136L144 137H146L145 135H147V133L148 132H151V135H152V133L154 134L155 132H152V131H150L151 129H154V130H156L157 128H160V130L162 129L160 126H161V124H162V121H163V119H164V117H165V113L164 112H166L165 110H164V108H163V100H162V98H160L159 97ZM183 96V95H182ZM186 96H189V95H185V98H187ZM241 96V95H240ZM251 96V95H250ZM252 96V97H253ZM17 97H18V94H17ZM85 97H87V98H90V97H88V95L86 96L85 95ZM118 97V96H117ZM146 97H143V98H146ZM194 97V96H193ZM247 97V96H246ZM100 98V97H99ZM131 98V99H132ZM135 98H138V97H135ZM174 98V97H173ZM232 98V97H231ZM241 97H239L238 99L239 100H241L240 99ZM3 99V98H2ZM18 99H19V97H18ZM59 99V98H58ZM101 99V98H100ZM104 99V97L102 96V100ZM122 99V98H121ZM122 99V100H123ZM180 99V98H179ZM184 99V98H183ZM182 99V101H186L187 100V102H188V99H184L183 100ZM237 99V100H238ZM242 99H243V97H242ZM245 99V98H244ZM250 99H252V98H250ZM60 100V99H59ZM118 100V99H117ZM126 100H128V99H126ZM134 99H132V102H135V101H133ZM138 100V101H137ZM161 100V101H160ZM189 100H190V98H189ZM262 100H263V103H262ZM15 101H17V100H15ZM84 101V100H83ZM89 101V100H88ZM91 101V100H90ZM93 101V100H92ZM91 101V102H92ZM110 101H111V99H110ZM109 101V102H110ZM120 101V100H119ZM182 101H178V102H182ZM261 101V102H260ZM98 102L100 103V101L98 100L97 101V106H98ZM104 102H106V101H104ZM117 102V101H116ZM162 102V103H161ZM187 102H185V105L187 104ZM200 102H202V101H200ZM204 102V101H203ZM203 102H202V104H203ZM23 103V102H22ZM90 103V102H89ZM95 103V102H94ZM102 103L103 102H101V105H102ZM118 103V102H117ZM124 103H125V101H124ZM183 103V102H182ZM196 103H197V101H196ZM205 103V102H204ZM207 103H210L209 101H207ZM235 103V102H234ZM240 103V102H239ZM3 104V103H2ZM17 104V103H16ZM19 104V103H18ZM20 104H21V102H20ZM96 104V103H95ZM105 104V103H104ZM116 104V103H115ZM215 104V103H214ZM219 104V103H218ZM244 104V103H243ZM253 104V103H252ZM4 105V104H3ZM76 105V104H75ZM82 105H84V103H82ZM92 105H94V104H92ZM128 105H130V104H128ZM184 105V106H185ZM211 105V104H210ZM224 105V104H223ZM77 106V105H76ZM76 106H74V107H76ZM123 106V105H122ZM183 106V105H182ZM183 106V107H184ZM202 106V105H201ZM204 106V105H203ZM206 106L208 107L207 108V110H205L206 112L205 113H207V115H208V113H214V111H215V109L216 108H214V107H212V106H214L213 104H212V106L211 107H209V104L207 105L206 104ZM1 107H3V106H1ZM12 107H13V105H12ZM21 107V106H20ZM73 107V106H72ZM80 107V106H79ZM78 107V108H79ZM85 107V106H84ZM90 107L92 108V106L90 105ZM130 107V106H129ZM226 107H227V105H226ZM226 107L225 106H222V108L221 109H219V112H221L220 114H224V112H229V111H227V109H226ZM261 108H262V106H260ZM99 108V107H98ZM124 108V107H123ZM123 108H121L122 109V111H120L119 109H117V107H116V110L117 111H119L120 112V115H121V113H124V110L125 109H123ZM177 108V107H176ZM181 108V107H180ZM229 109H231L230 107H228ZM257 108V107H256ZM264 108V107H263ZM3 109V108H2ZM5 109V108H4ZM72 109V108H71ZM109 109V108H108ZM165 109H166V107H165ZM189 109V108H188ZM255 109V108H254ZM19 110V109H18ZM33 110V109H32ZM91 110V109H90ZM94 110V109H93ZM99 110V109H98ZM128 110V109H127ZM131 110V109H130ZM245 110V109H244ZM264 110V109H263ZM126 111V110H125ZM178 111H179V108H178ZM178 111L177 112H175V113H178ZM181 111H183V110H181ZM255 111H256V109H255ZM258 111H259V109H258ZM73 112V111H72ZM85 112V111H84ZM83 112V113H84ZM116 112V111H115ZM119 112L117 113V114H119ZM185 112V111H184ZM204 112V111H203ZM259 112H261V111H259ZM264 112V111H263ZM19 113V112H18ZM27 113V112H26ZM87 113V112H86ZM105 113V112H104ZM111 112H109V114H110ZM201 113V112H200ZM212 113V116L214 117V115L216 116L217 114H213ZM244 113V112H243ZM250 113V112H249ZM9 114V113H8ZM39 114V113H38ZM116 113H113V115H115ZM128 115H130V113H127ZM127 114H124L122 117H125V115H127ZM173 114V113H172ZM182 114V113H181ZM204 114V113H203ZM225 114H227V113H225ZM17 115V114H16ZM31 115V114H30ZM111 115V114H110ZM119 115V116H120ZM9 116V115H8ZM7 116V117H8ZM42 116V115H41ZM86 116V115H85ZM95 116V115H94ZM104 116V115H103ZM116 116V115H115ZM219 116H221L222 117V115H219ZM262 116V115H261ZM3 117V116H2ZM77 117V116H76ZM91 117V116H90ZM96 117V116H95ZM118 117V116H117ZM122 117H119V119H117L116 117H114V118H116V120L118 121H120L121 122V120H120V118H122ZM127 117H125V119H128ZM168 117V116H167ZM238 117V116H237ZM264 117V116H263ZM42 118V117H41ZM88 118H89V116H88ZM92 118V117H91ZM113 118V117H112ZM111 117L109 118L108 117V119H112ZM215 118V117H214ZM18 119V118H17ZM28 119V118H27ZM74 119V118H73ZM95 119V118H94ZM167 119V118H166ZM165 119V120H166ZM244 119V118H243ZM5 120V119H4ZM22 120V119H21ZM29 120V119H28ZM84 120H85V118H84ZM83 120V121H84ZM90 120V118L89 119H87L86 118V124L88 123V121ZM98 120V119H97ZM103 120V119H102ZM116 120H115V123H117L116 122ZM251 120V119H250ZM19 121V120H18ZM37 121H39L38 119H37ZM37 121H33V118H32V122L33 123H35V125H36V123H37ZM76 121V120H75ZM75 121H73V122H75ZM78 121V120H77ZM82 121V122H83ZM96 121V120H95ZM80 122V121H79ZM113 122V121H112ZM219 122V121H218ZM221 122V121H220ZM241 122V121H240ZM247 122V121H246ZM254 122V121H253ZM31 123V122H30ZM115 123H113L114 125H115ZM257 123V122H256ZM73 124H75V123H73ZM79 124H81V123H79ZM121 124V123H120ZM125 124V125H126ZM167 124V123H166ZM255 123H253V125H254ZM9 125V124H8ZM27 125V124H26ZM32 125V124H31ZM82 125H85V124H82ZM88 125V124H87ZM117 125V124H116ZM115 125V127H119V126H122V125H119V126H116ZM128 125V124H127ZM130 125V124H129ZM128 125V126H129ZM223 125V124H222ZM19 126V125H18ZM36 126H39V122H38V125H36ZM43 126V124H41V127ZM99 126V125H98ZM131 126V125H130ZM169 126V125H168ZM183 126V125H182ZM219 126V125H218ZM250 126H252V124L250 125ZM255 126V125H254ZM257 126V125H256ZM263 126V125H262ZM11 127V126H10ZM33 127H34V125H33ZM76 127H78V126H76ZM80 127V126H79ZM85 127H86V125H85ZM84 127V128H85ZM89 127V126H88ZM164 127V126H163ZM17 128V127H16ZM16 128H13V129H16ZM28 128V127H27ZM31 128V127H30ZM29 128V129H30ZM35 128V127H34ZM45 128V127H44ZM93 128V127H92ZM116 128V129H117ZM120 128V127H119ZM131 128H132V126H131ZM151 128V129H150ZM227 128V127H226ZM33 129V128H32ZM31 129V130H32ZM37 129V128H36ZM43 129V128H42ZM46 129V128H45ZM47 129H49V128H47ZM104 129H105V127H104ZM103 129V130H104ZM115 129V128H114ZM170 129V128H169ZM168 129V130H169ZM223 129V128H222ZM17 131H19L18 129H16ZM25 130V129H24ZM23 130V131H24ZM39 132H40V130L39 129H37ZM50 130V129H49ZM62 130V129H61ZM92 130V129H91ZM119 130V129H118ZM132 131H133V129H131ZM130 129L128 130V132L129 131H131ZM148 130V131H147ZM153 130V131H154ZM171 130H172V128H171ZM262 130H263V133H264V127H262ZM261 130V131H262ZM2 131V130H1ZM27 131H29V130H27ZM33 132H35L34 131V129L32 130ZM45 131V130H44ZM51 131H53L52 129H51ZM81 131V130H80ZM83 131H84V129H83ZM99 131V130H98ZM122 131H123V129H122ZM127 131V130H126ZM131 131V132H132ZM13 132H15L14 130H13ZM37 132V131H36ZM62 132V131H61ZM88 132V131H87ZM92 132V131H91ZM101 132V131H100ZM107 132V131H106ZM111 132V131H110ZM110 132H109V134H110ZM124 132V131H123ZM130 132V133H131ZM157 132H159V130L157 131ZM175 132H176V130H175ZM175 132H173V133H175ZM243 132V131H242ZM30 133H31V131H30ZM38 133V132H37ZM40 133H42V131L40 132ZM47 133V132H46ZM56 133V132H55ZM93 133V132H92ZM129 133V134H130ZM137 133V134H138ZM146 133V134H145ZM160 133H161V131H160ZM16 134V133H15ZM14 134V135H15ZM25 134H27V133H25ZM32 134V133H31ZM30 134V135H31ZM50 134H51V132H50ZM53 134V133H52ZM51 134V135H52ZM57 134V133H56ZM61 134V133H60ZM102 134V133H101ZM138 134V135H139ZM168 134V133H167ZM210 134V133H209ZM2 135V134H1ZM35 135H37V137H35L33 134H32V136H34L35 138H36V140L35 139H33V142L35 143H33V142H30V143H32V144H34V145H28V146H34L38 151V153L35 155L34 154V156L36 157L35 159H32V157L33 156H31V159L30 160H26V161H28V164L26 163L25 165H26V168H27V165H28V167H29V169H31V170H33L31 173L32 174H30L31 176H29V180H28V178L27 177H25V178H27V182H26V185L24 184V182L22 183V184H24L26 187L24 188L23 186V189H25V193H23V194H25V197L23 196V198H25V201H23V202H26L27 204H28V206H30V207H36L35 205H37L38 204V202L39 201H37V200H40V199H37L38 197H37V192H38V194H39V191H37V189H39L38 188V186L39 185H37V182H39V181H37V177H36V170H37V168L39 167V166H44L45 165V163H47L48 161H46L45 160V158L47 157V156H45V152L43 151V148H44V140L45 139H43V137L41 136V135H43V134H35ZM46 135V134H45ZM132 135H134V132L132 133ZM140 135V136H141ZM170 135H171V133H170ZM177 135V134H176ZM175 135V136H176ZM237 135V134H236ZM260 135V134H259ZM25 136V135H24ZM47 136V135H46ZM59 137H60V135H58ZM105 136V135H104ZM103 136V137H104ZM112 137H109V138H116L117 139V137H115L116 135H114L113 133H112V135H111ZM124 136V135H123ZM131 136V135H130ZM183 136V135H182ZM207 136V135H206ZM209 136V135H208ZM207 136V137H208ZM1 137V136H0ZM13 137V136H12ZM17 137V136H16ZM30 137V136H29ZM53 137V136H52ZM125 138H126V136H124ZM134 137H136V136H134ZM142 137V136H141ZM149 137V136H148ZM147 137V138H148ZM151 137V136H150ZM172 137V136H171ZM177 137V136H176ZM185 137V136H184ZM207 137H204V138H207ZM228 137V136H227ZM263 137V136H262ZM11 138V137H10ZM23 138V137H22ZM28 138V137H27ZM48 138V137H47ZM54 138V137H53ZM55 138H58V137H55ZM102 138V137H101ZM109 138H105L106 139V141H105V143L107 142L108 144H110L109 142H110V139ZM131 138V137H130ZM133 138V137H132ZM7 139V138H6ZM12 139V138H11ZM10 139V140H11ZM16 139V138H15ZM50 139H52V138H50ZM59 139V138H58ZM82 139V138H81ZM85 139V138H84ZM84 139H83V141H84ZM87 139V138H86ZM141 139V138H140ZM139 138L137 139L138 141L140 140ZM228 139V138H227ZM35 140V141H34ZM112 140V139H111ZM143 140V139H142ZM171 140H176V138H171ZM196 140V139H195ZM201 140V139H200ZM230 140V139H229ZM257 140H259V139H257ZM256 140V141H257ZM30 141V140H29ZM28 141V142H29ZM51 141H53V140H51ZM75 141V140H74ZM117 141V144H118V140H116ZM116 141H115V139L114 140H112V142H111V144L110 145H107L105 148H107L108 146H110V147H108L107 149L109 150V152L107 153V159H108V161L107 162H109V164H111L112 162H110L111 161V158L114 156V157H116L114 154H115V152L117 153V155H118V150L117 151H115L116 150V146H117V144H116ZM127 140H125L124 142H126ZM136 141V140H135ZM134 141V142H135ZM145 141H146V139H145ZM170 141V140H169ZM196 141H198V139L196 140ZM239 141V140H238ZM10 142V141H9ZM54 142V141H53ZM81 142V141H80ZM133 142V141H132ZM149 142H150V140H149ZM159 142V141H158ZM176 142V141H175ZM193 142V141H192ZM15 143V142H14ZM48 143V142H47ZM79 143V142H78ZM85 143V142H84ZM106 143V144H107ZM141 143V142H140ZM140 143H134V145L136 144H140ZM142 143H143V141H142ZM173 143V142H172ZM172 143H170V144H172ZM193 143H195V142H193ZM200 143V142H199ZM233 143V142H232ZM15 144H17V143H15ZM29 144V143H28ZM83 144V143H82ZM102 144V143H101ZM203 144V143H202ZM49 145V144H48ZM73 145V144H72ZM77 145V144H76ZM80 145V144H79ZM119 145V144H118ZM134 145H132V148L134 147ZM143 145V144H142ZM162 146L161 147H159L160 148V150H164V152L166 151L167 152V150H169L170 148H168L167 147V144H165V143H163V144H161ZM175 145V144H174ZM194 145V144H193ZM217 145V144H216ZM238 145V144H237ZM88 146V145H87ZM131 146V145H130ZM177 146V145H176ZM19 147H22V145L21 146H19ZM25 147V146H24ZM26 147H27V145H26ZM46 147H47V145H46ZM50 147V146H49ZM119 147H120V145H119ZM118 147V148H119ZM128 147V146H127ZM194 147H195V145H194ZM237 147V146H236ZM73 148H75V147H73ZM9 149V148H8ZM34 149V148H33ZM76 149V148H75ZM82 149V148H81ZM104 149V148H103ZM102 149V150H103ZM134 149V148H133ZM133 149H131V151L133 150ZM136 149V148H135ZM134 149V150H135ZM238 149V148H237ZM3 150V149H2ZM25 150H26V148H25ZM30 150V149H29ZM45 150H46V148H45ZM51 150V149H50ZM72 150V149H71ZM83 150H85V149H83ZM91 150V149H90ZM98 150V149H97ZM134 150L132 151V153L134 152ZM162 150V151H163ZM170 150H172V149H170ZM176 150V149H175ZM242 150V149H241ZM5 151V150H4ZM23 151V150H22ZM34 151V150H33ZM48 150H46V153H48L47 152ZM52 151V150H51ZM80 151V150H79ZM95 151V150H94ZM131 151H128L129 153L131 152ZM200 151V150H199ZM2 152V151H1ZM26 152V151H25ZM28 152H30V151H28ZM82 152H86V151H82ZM99 152V151H98ZM127 152V151H126ZM137 152V151H136ZM159 152V151H158ZM18 153V152H17ZM23 153V152H22ZM27 153V152H26ZM36 153V152H35ZM55 153V152H54ZM87 154H88V151L86 152ZM95 153V152H94ZM101 153V152H100ZM99 153V154H100ZM140 152L138 151V154H139ZM149 153V152H148ZM196 153V152H195ZM202 153V152H201ZM204 153V152H203ZM238 153V152H237ZM11 154V153H10ZM16 154V153H15ZM25 154V153H24ZM27 154H29V153H27ZM56 154V153H55ZM84 154V153H83ZM80 155V156H77L76 158H78V160L77 161H82V159L84 158V156H86V155ZM92 154H93V152H92ZM165 154V153H164ZM167 154V153H166ZM171 154V153H170ZM6 155V154H5ZM30 155H33V154H30ZM30 155H26L27 157L26 158H24V160L25 159H28V156L30 157ZM54 155V154H53ZM63 155H65V154H63ZM79 155V154H78ZM126 155H128V154H126ZM130 155V154H129ZM134 155V154H133ZM167 155H169V154H167ZM166 155V156H167ZM190 155V154H189ZM194 155V154H193ZM201 155V154H200ZM209 155V154H208ZM241 155V154H240ZM1 156V155H0ZM25 156V155H24ZM66 156H67V154H66ZM119 156V155H118ZM148 156V155H147ZM170 156V155H169ZM14 157V156H13ZM17 157H19V156H17ZM57 157V156H56ZM75 157V156H74ZM87 157V156H86ZM89 157V156H88ZM87 157V158H88ZM99 157H101L100 155L98 156V158ZM105 157V156H104ZM114 157H113V159H114ZM157 156H154V154H150L149 155V158L148 157H146V158H148L149 160H147V161H149L148 162V165L146 164L145 166H144V168H148V166H149V168L151 169V166H153V168L151 169V171H152V174L153 173H156V172H158V173H160L159 172V167H160V165H163L164 166V164H157V160H158V158H156ZM205 157H207V156H205ZM11 158V157H10ZM10 158H8L9 160H10ZM20 158V157H19ZM34 158V157H33ZM48 158V157H47ZM50 158H52L51 156H50ZM61 158H62V156H61ZM129 158H130V156H129ZM145 158V159H146ZM167 158V157H166ZM179 158V157H178ZM181 158V157H180ZM242 158V157H241ZM18 159V158H17ZM21 159V158H20ZM22 159H23V156H22ZM53 159V158H52ZM84 159H86V158H84ZM132 159H135V158H133V156H132ZM170 159V158H169ZM210 159V158H209ZM45 160V161H44ZM51 160V159H50ZM55 160V159H54ZM59 160V159H58ZM87 160V159H86ZM200 160V159H199ZM198 159L195 161L198 165L200 164V161H199ZM207 160H208V157H207ZM8 161V160H7ZM14 161V160H13ZM25 161V162H26ZM63 161H64V159H63ZM106 161V160H105ZM104 161V162H105ZM124 161V160H123ZM131 162L132 160H131V158H130V160H128V162ZM146 161V160H145ZM160 161V160H159ZM10 162H11V160H10ZM9 162V163H10ZM15 162V161H14ZM21 162H24L23 160L21 161ZM24 162V163H25ZM60 162V161H59ZM71 162V161H70ZM74 162H75V159H74ZM90 162H91V160H90ZM90 162H88V163H90ZM95 162H97L98 163V160H95ZM95 162H92V165H96V166H99V164H96ZM102 162V161H101ZM103 162V163H104ZM126 162V161H125ZM162 162V161H161ZM179 162V161H178ZM194 162V163H195ZM8 163V162H7ZM24 163H23V165H24ZM75 163H77V162H75ZM78 163H81V162H78ZM83 163H84V161H83ZM93 163H95V164H93ZM103 163H102V165H103ZM127 163V162H126ZM132 163V162H131ZM131 163H128V164H130L131 165ZM163 163V162H162ZM173 163V162H172ZM208 163V162H207ZM12 164V163H11ZM11 164H9V165H11ZM18 164V163H17ZM21 164V163H20ZM48 164H51V163H48ZM82 164V163H81ZM91 164V163H90ZM101 164V163H100ZM108 164V165H109ZM132 164H134V162L132 163ZM202 164V163H201ZM210 164V163H209ZM6 165V164H5ZM13 165H14V163H13ZM92 165H87L86 167H85V164L83 165L82 164V166L83 167H85V168H81L82 170H85L86 168H88V170H92L93 168H94V171L96 170V168L94 167V166H92ZM102 165H101V167H102ZM113 165V164H112ZM129 165V166H130ZM166 165V164H165ZM183 165V164H182ZM205 165V164H204ZM244 165H246V164H244ZM54 166V165H53ZM75 166V165H74ZM92 166V167H91ZM114 166V165H113ZM122 166V165H121ZM124 166V165H123ZM122 166V167H123ZM206 166V165H205ZM23 167V166H22ZM56 167V166H55ZM101 167H98V168H101ZM105 167V166H104ZM158 168V171H154L155 170V168ZM166 167H169V165H168V163H167V166ZM171 167V166H170ZM197 167V166H196ZM52 168H54V167H52ZM57 168V167H56ZM73 168V167H72ZM78 168V167H77ZM79 168H80V166H79ZM113 168V167H112ZM112 168H110V169H112ZM139 168V167H138ZM142 168V167H141ZM144 168H142V171L139 173V177H143V176H141L142 174L143 175H145V172L146 171H143V169ZM205 168V167H204ZM74 169H76V167L74 168ZM81 169H80V171H81ZM133 169H134V167H133ZM30 170V171H31ZM87 170V169H86ZM113 170V169H112ZM161 170H163V168L161 169ZM167 170V169H166ZM165 170V171H166ZM173 170V169H172ZM205 170H206V168H205ZM11 171V170H10ZM20 171H21V169H20ZM24 171V170H23ZM37 171H39V170H37ZM41 171H42V169H41ZM55 171V170H54ZM93 171V172H94ZM100 170L98 169V171L94 174L92 171V173L90 172V174L88 173V177H87V175H86V177H84V178H81L80 176L78 177V176H72L71 177V179H70V183H71V187H72V189H73V191L75 192V193H72L73 195L74 194H77L82 200H81V202L82 203H87V204H85V205H88V206H92V205H90V204H88L89 202H86L87 201V199H90L89 197L91 196V199H92V195H95L96 193L98 194V193H100V191L101 192H103L102 190L103 189H105V187H104V185H102V183H103V181L108 177L107 175H105V173H100L99 172ZM150 171V172H151ZM25 172H27V169H25ZM24 172V174H26ZM56 172V171H55ZM77 172H79V170L77 171ZM82 172H84V171H82ZM87 172H89V171H87ZM86 172V173H87ZM129 172L130 171H128V176L130 175L129 174ZM139 172V170L137 171V173ZM164 172V171H163ZM171 172V171H170ZM8 173V172H7ZM17 173H18V171H17ZM28 173V172H27ZM38 173V172H37ZM53 173V172H52ZM80 173V172H79ZM121 174H122V172H120ZM147 173V172H146ZM158 173H156V174H158ZM162 173V172H161ZM9 174V173H8ZM23 174V175H24ZM41 174H42V172H41ZM72 174V173H71ZM150 174V173H149ZM152 174L150 175V176H152ZM264 174V173H263ZM1 175V174H0ZM22 175V176H23ZM27 175H29V174H27ZM56 175V174H55ZM74 175V174H73ZM77 175V174H76ZM3 176V175H2ZM26 176V175H25ZM47 176H53V175H47ZM46 176V177H47ZM107 176V177H106ZM154 176V175H153ZM160 176V175H159ZM8 177V176H7ZM24 177V176H23ZM22 177V178H23ZM55 177V178H54ZM127 177V176H126ZM138 177V178H139ZM146 177V176H145ZM148 178H149V176H147ZM146 177V178H147ZM160 177H162V176H160ZM170 177V176H169ZM169 177H167V178H169ZM172 177V176H171ZM18 178H20V177H18ZM21 178V179H22ZM109 178V177H108ZM50 179H51V177H50ZM53 179H55V180H53V181H56V176H53ZM58 179V178H57ZM122 179V178H121ZM140 179H143V178H140ZM206 179H208V178H206ZM5 180H7V179H5ZM4 180V181H5ZM13 180V179H12ZM48 180V179H47ZM52 180V179H51ZM163 180V179H162ZM9 181V180H8ZM16 181V180H15ZM21 181V180H20ZM23 181V180H22ZM52 181V182H53ZM124 181V180H123ZM123 181H121L122 183H123ZM158 181V180H157ZM159 181H161V180H159ZM166 182L167 181V179L166 180H163V182ZM205 181V180H204ZM3 182V181H2ZM1 182V183H2ZM6 182V181H5ZM50 182V181H49ZM58 182V181H57ZM107 182V181H106ZM142 182V181H141ZM7 183V182H6ZM162 183V182H161ZM168 183H170V182H168ZM3 184V183H2ZM10 184H12V183H10ZM21 184V185H22ZM41 184V183H40ZM162 184H164V183H162ZM246 184V183H245ZM19 185V184H18ZM17 185V186H18ZM55 185V184H54ZM147 185V184H146ZM161 185V184H160ZM168 186H169V184H167ZM183 185V184H182ZM11 186H13V185H11ZM10 186V187H11ZM166 186V185H165ZM248 186V185H247ZM8 187V186H7ZM20 187V186H19ZM21 187V188H22ZM39 187H41V186H39ZM52 187H54V186H52ZM134 187H136V186H134ZM156 187V186H155ZM15 188V187H14ZM20 188V189H21ZM103 188V189H102ZM122 188V187H121ZM137 188V187H136ZM136 188H134V189H136ZM153 188H154V186H153ZM12 189V188H11ZM41 189V188H40ZM133 189V188H132ZM133 189V190H134ZM156 189V188H155ZM163 189V188H162ZM161 189V190H162ZM2 190V189H1ZM1 190H0V192H1ZM16 190V189H15ZM139 190V189H138ZM141 190V189H140ZM139 190V191H140ZM159 190H160V188H159ZM3 191V190H2ZM7 190L5 189V191H3V192H6ZM13 191V190H12ZM21 191V190H20ZM19 191V192H20ZM130 191H132V190H130ZM152 191V190H151ZM3 192H2V194H3ZM18 192V191H17ZM24 192V191H23ZM48 192V191H47ZM136 192V191H135ZM143 193L145 192V191H142ZM170 192V191H169ZM232 192V191H231ZM236 192V191H235ZM11 193V192H10ZM50 193H53V192H50ZM104 193V192H103ZM139 193H141V192H139ZM160 192H157L156 191V194H153V195H157V194H159ZM163 193L165 194V193H168V189H167V186L162 190V193H161V195H163ZM174 193V192H173ZM233 193V192H232ZM20 194H21V192H20ZM19 194V195H20ZM105 194H107V193H105ZM132 194V193H131ZM133 194H138V193H133ZM12 195V194H11ZM147 195H149V194H147ZM153 195H151V196H153ZM167 194H165V196H166ZM171 195V194H170ZM8 196V195H7ZM21 196V195H20ZM99 196V195H98ZM106 196H108V194L106 195ZM138 196V195H137ZM146 196V195H145ZM150 196V195H149ZM157 196H159V195H157ZM157 196H156V198H157ZM164 196V195H163ZM163 196H162V198H163ZM77 197V196H76ZM128 197V196H127ZM126 197V198H127ZM155 196H153V198H154ZM50 198V197H49ZM93 198H94V196H93ZM97 198V197H96ZM105 198V197H104ZM138 198V197H137ZM180 198V197H179ZM236 198V197H235ZM7 199H8V197H7ZM7 199H5V197L2 199L3 200V202H4V200H5V202H6V200ZM11 199V198H10ZM90 199V200H91ZM100 199V198H99ZM103 199V198H102ZM109 199V198H108ZM129 199H135V198H129ZM129 199H128V201H129ZM1 200V201H2ZM104 200V199H103ZM126 199H124V201H125ZM83 201H85V202H83ZM91 201H94V200H91ZM199 201H201V200H199ZM22 202V201H21ZM20 202V203H21ZM104 202H105V200H104ZM103 202V203H104ZM2 203V202H1ZM19 203V204H20ZM37 203V204H36ZM94 203V202H93ZM100 203H102V201L100 202ZM109 203V202H108ZM126 203V202H125ZM148 203V202H147ZM22 204V203H21ZM127 204V203H126ZM125 204V205H126ZM152 204V203H151ZM209 204V203H208ZM6 205V204H5ZM122 205V204H121ZM144 205V204H143ZM4 206V205H3ZM139 206V205H138ZM184 206V205H183ZM205 206V205H204ZM22 207V206H21ZM25 207V206H24ZM120 207V206H119ZM123 207V206H122ZM137 207V206H136ZM142 207V206H141ZM161 207V206H160ZM39 208V207H38ZM135 208V207H134ZM138 208H140V206L138 207ZM148 208V207H147ZM152 208H153V206L152 205H150V207H149V210L151 209L152 210ZM155 208V207H154ZM153 208V209H154ZM28 209H30V208H28ZM32 209V208H31ZM49 210H50V208H48ZM102 209H106V208H102ZM144 209V208H143ZM172 210V212L171 213H173L174 215L176 214V213H179V215H180V209L179 208H177V206L176 207H172L171 208ZM115 210V209H114ZM118 210V209H117ZM149 210H146V211H149ZM150 210V211H151ZM190 210V209H189ZM21 211V210H20ZM155 211V210H154ZM22 212V211H21ZM20 212V213H21ZM46 212V211H45ZM98 211H96V213H97ZM139 212V211H138ZM142 212H145V211H142ZM12 213H15V212H12ZM27 213V212H26ZM99 213V212H98ZM190 213V212H189ZM192 213V212H191ZM263 213V212H262ZM22 214V213H21ZM21 214H20V216H21ZM47 214H48V212H47ZM117 214V213H116ZM135 214H137V213H135ZM182 214V213H181ZM195 214V213H194ZM264 214V213H263ZM263 214H262V216H263ZM26 214H22V217L23 216H25ZM176 215H178V214H176ZM178 215V217L175 219V221L172 219V220H170V221H168V225L166 224V227L168 226V228H172L173 227V225H175L176 223H178V221L179 222H183V223H186L187 221H185L186 219H185V217L182 215V216H179ZM189 215V214H188ZM251 215V214H250ZM10 216V215H9ZM19 216V215H18ZM27 216H28V214H27ZM26 216V217H27ZM48 216V215H47ZM190 216H191V214H190ZM193 216V215H192ZM196 216V215H195ZM195 216H193V217H195ZM49 217V216H48ZM254 217V216H253ZM15 218V217H14ZM25 218V217H24ZM146 218V217H145ZM9 219L11 220V219H13V218H10L9 217ZM16 219V218H15ZM22 219V218H21ZM27 219H30V218H28L27 217ZM27 219L25 220V221H27ZM32 219V218H31ZM100 219V218H99ZM156 219V218H155ZM9 220V221H10ZM18 220V219H17ZM23 220V219H22ZM153 220V219H152ZM151 220V221H152ZM178 220V221H177ZM196 220V219H195ZM198 220V219H197ZM2 221V220H1ZM7 221V220H6ZM19 221V220H18ZM24 221V220H23ZM155 221V220H154ZM177 221V222H176ZM256 221V220H255ZM43 222H45V221H43ZM47 222V221H46ZM96 223L95 224V226H94V228L95 229H97V231H95L96 232V234H97V232H98V235L100 234L101 235V237L103 236V235H105V234H101V231H102V229H103V227H105V226H107V224L105 225V223H102V222H104V221H98L97 220V218L95 219H93L92 218V220H89V223L87 222V223H84V222H81V223H79L78 222V225H80V228H82V230H83V228L85 229H89L88 227L91 225V223ZM156 222V221H155ZM189 222V221H188ZM187 222V223H188ZM92 223V224H93ZM142 223V222H141ZM186 223V224H187ZM261 223V222H260ZM37 224V223H36ZM41 224V223H40ZM46 224V223H45ZM51 224V223H50ZM77 224V223H76ZM173 224V225H172ZM249 224V223H248ZM253 224V223H252ZM7 225V224H6ZM34 225V224H33ZM145 225V224H144ZM188 225V224H187ZM19 226V225H18ZM22 226V225H21ZM24 226H25V224H24ZM27 226H28V223H27ZM32 226V225H31ZM38 226V225H37ZM51 226V225H50ZM156 226V225H155ZM249 226V225H248ZM252 226V225H251ZM7 227V226H6ZM16 227H17V225H16ZM40 227V226H39ZM43 228H42V230H43V233L45 234H47L49 231H51L49 228H47L46 226H42ZM76 227H79V226H76ZM92 227V226H91ZM108 227V226H107ZM112 227V226H111ZM133 227V226H132ZM140 227V226H139ZM165 227V228H166ZM28 227H26V229H27ZM52 228V230H53V227H51ZM80 228H77V229H79L80 230ZM109 228V227H108ZM140 228H143V227H140ZM185 228H187L186 226L184 227V230H185ZM21 229H22V227H21ZM20 229V230H21ZM23 229H25L24 227H23ZM30 229H32V228H30ZM34 229H37V228H35L34 227ZM76 229V228H75ZM76 229V230H77ZM93 229V228H92ZM105 229H107L106 227L104 228V230ZM112 229V228H111ZM6 230V229H5ZM14 230V229H13ZM19 229H18V231H20ZM28 230V229H27ZM39 230H41V229H39ZM38 230V231H39ZM75 230V231H76ZM114 230V229H113ZM147 230H148V228H147ZM158 230V229H157ZM170 230V229H169ZM2 231H4V230H2ZM8 231V230H7ZM28 231H30V230H28ZM84 231V230H83ZM145 231V230H144ZM52 232V231H51ZM82 232V231H81ZM90 232H91V230H90ZM112 232V231H111ZM110 232V233H111ZM147 232V231H146ZM158 232V231H157ZM1 233V232H0ZM30 233V232H29ZM80 233V232H79ZM104 233V232H103ZM259 233V232H258ZM14 235L15 234H17V230H16V233H13ZM12 234V235H13ZM26 234H28V233H26ZM45 234V235H46ZM94 234V233H93ZM138 234H139V232H138ZM146 234V233H145ZM148 234H149V232H148ZM148 234L147 235H145V236H148ZM3 235V234H2ZM6 235V234H5ZM8 235V234H7ZM29 235V234H28ZM83 235H85V234H83ZM91 235V234H90ZM168 235H170V234H168ZM188 235V234H187ZM42 236V235H41ZM66 236V235H65ZM86 236H87V234H86ZM92 236V235H91ZM97 236V235H96ZM150 236V235H149ZM262 236V235H261ZM45 237H47V236H45ZM98 237V236H97ZM100 237V236H99ZM98 237V238H99ZM106 237V236H105ZM182 237V236H181ZM184 237V236H183ZM256 237V236H255ZM12 238V237H11ZM16 238V237H15ZM26 238H27V236L23 233V232H19V240H18V242L20 243V245H18V246H25L24 244H25V242H26ZM94 238H96V237H94ZM103 238H104V236H103ZM127 238V237H126ZM139 238V237H138ZM141 238V237H140ZM1 239V238H0ZM3 239V238H2ZM100 239V238H99ZM95 240L96 242H98V241H100L101 242V240ZM102 239V238H101ZM106 239V238H105ZM144 239V238H143ZM183 239V238H182ZM181 239V240H182ZM255 239H257V238H255ZM13 240V239H12ZM107 240V239H106ZM10 242H11V240H9ZM29 241V240H28ZM46 241V240H45ZM94 241V240H93ZM104 241V240H103ZM108 241V240H107ZM17 242V241H16ZM105 242V241H104ZM254 242V241H253ZM15 243V242H14ZM28 243V242H27ZM45 243V242H44ZM103 243V242H102ZM12 244V243H11ZM94 244V243H93ZM96 245H97V243H95ZM137 244V243H136ZM255 244V243H254ZM16 245V244H15ZM16 245V247H18ZM44 245V244H43ZM46 245V244H45ZM101 245V248L103 249V246H102V244H100ZM105 245V244H104ZM135 245V244H134ZM256 245V244H255ZM11 245H9V248H11L10 247ZM98 246V245H97ZM97 246H96V248H97ZM140 246V245H139ZM155 246V245H154ZM263 246V245H262ZM12 247H13V245H12ZM26 247H28V246H26ZM151 247V246H150ZM15 248V247H14ZM23 248V247H22ZM22 248H20V250L22 249ZM105 248V247H104ZM144 248V247H143ZM146 248V247H145ZM255 248V247H254ZM17 249V248H16ZM16 249H13V254H14V256L15 255H17L16 254ZM19 249V248H18ZM106 249V248H105ZM105 249H103V250H105ZM135 249H137V248H135ZM155 249V248H154ZM157 249V248H156ZM257 249V248H256ZM258 249H260V248H258ZM14 250H15V252H14ZM146 250V249H145ZM150 250V249H149ZM148 250V251H149ZM18 251V250H17ZM129 251V250H128ZM248 251V250H247ZM256 251H258V250H256ZM20 252V251H19ZM24 252V251H23ZM28 252V251H27ZM102 252V251H101ZM100 252V253H101ZM106 252H108V251H106ZM105 252V253H106ZM246 252V251H245ZM252 252V251H251ZM261 252V251H260ZM129 253V252H128ZM142 253V252H141ZM148 254L149 252H145V254ZM249 252H247V255H249L248 254ZM258 253V252H257ZM262 253V252H261ZM46 254V253H45ZM102 254V253H101ZM136 254H137V252H136ZM140 254V253H139ZM138 254V255H139ZM149 255V258H151V257H153L152 255H150V254H148ZM251 255V254H250ZM257 255H259V254H257ZM13 256V255H12ZM14 256H13V258H14ZM21 256H22V254H21ZM105 256V255H104ZM142 256H143V254H142ZM151 256V257H150ZM256 256V255H255ZM254 256V257H255ZM262 256V255H261ZM264 256V255H263ZM16 257V256H15ZM24 257V256H23ZM121 257V256H120ZM144 257H146V256H144ZM252 257H253V255H252ZM256 257H258V256H256ZM107 258H109V257H107ZM248 258H249V256H248ZM18 259H19V255H18ZM131 259V258H130ZM263 259V258H262ZM261 259V260H262ZM9 260V259H8ZM24 260V259H23ZM124 260H125V258H124ZM156 260V259H155ZM14 261V262H13ZM138 261H140V260H138ZM147 261V260H146ZM163 261V260H162ZM263 261V260H262ZM10 263L9 264H19V262L17 261V260H11V261H9ZM128 262V261H127ZM172 262V261H171ZM133 263V262H132ZM131 263V264H132ZM136 263V262H135ZM140 263V262H139ZM170 263V262H169ZM249 263V262H248ZM254 263H256L257 264V262H255L254 261ZM259 263V262H258ZM8 264V263H7ZM136 264H138V263H136ZM261 264H263V263H261Z\"/></svg>",
	"mask_w": 264,
	"mask_h": 264
},
{
	"label": "built area",
	"instance_id": "built-area-1",
	"mask_svg": "<svg viewBox=\"0 0 264 264\" xmlns=\"http://www.w3.org/2000/svg\"><path fill=\"white\" fill-rule=\"evenodd\" d=\"M72 214L79 218L82 213L79 209H73ZM55 255L52 260V264H77L72 258L73 256H67L70 252H65V244L61 242L55 243ZM57 254V255H56ZM67 256V257H66Z\"/></svg>",
	"mask_w": 264,
	"mask_h": 264
}]
</instances>
